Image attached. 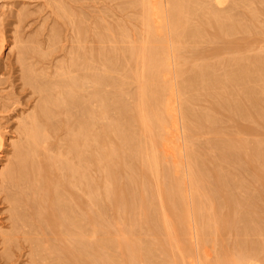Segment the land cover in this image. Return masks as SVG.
Returning <instances> with one entry per match:
<instances>
[{
	"label": "rangeland",
	"instance_id": "rangeland-1",
	"mask_svg": "<svg viewBox=\"0 0 264 264\" xmlns=\"http://www.w3.org/2000/svg\"><path fill=\"white\" fill-rule=\"evenodd\" d=\"M232 1L231 0H224L222 4H216L214 2V0H211V2H208V0H207V3L210 4V6L209 5L208 6L212 7V10L210 8H208V7H205L204 9H207V11H208L207 12L202 7L204 12H201L202 9L200 7H199L201 9V10L199 9L200 11L197 9L198 7L194 8L195 7L194 6L195 4H193L195 2V0H194V2L191 3V5L193 4V6L189 5L191 7V8H189L190 10L193 7V10H191L192 12H190L187 15H184V17H186V19H187V22H186L187 26L184 29H182L181 36L182 37L185 36L184 38H186L189 35H192V32L194 33L196 28H200V31H199V29H197L199 31V33H197L198 31L196 30L195 33H197V35L193 34V35H195V37H193V35H192V38H190L191 36H189L188 38H186V40L184 38L182 40L181 37H180V34L177 37V35L171 33V31L173 30L172 27H171V24H170L171 20H168V17L171 16V15H168V13L166 14V9L167 8H165V12H163L164 10L161 9L164 0H0V12H1L0 13V24H1V26H0V38L1 37L4 38V43L6 45V46L4 45V47H3V49H2V51L0 53V136L2 137V146H1V152H0V264H30L29 263L30 259H32L31 262L35 261V263L33 262V264H44L45 262L47 264H55V263H58V262H59L58 264H64V263L65 264H73V263H78L79 261H80L79 262L80 264H92L94 261L97 262L96 264H103L102 262L104 260H101L102 258H99L98 257L99 255H97V254H100V252L102 250L100 248H103V246L105 244L108 245V246L111 244V243L109 244L108 240H111L110 242L115 241L113 243L114 244L116 243V244L114 246L113 243H112L109 246V249L106 248L107 247L106 245L104 246L106 248V251H107V249L110 251V247H111V251H112V249H114L113 250L114 253H112V252L109 253L108 251L106 252V253H108L107 256L108 255L110 256V257L108 256V258H110V259L106 258L105 261H107V262L104 261L105 264H108L109 261L112 262L111 257H114V258H112L113 259V262H112L113 264H131L132 263V259L130 260L131 252H129V250L131 251L130 247H132L133 245L136 246L137 251L142 253L141 257L140 256L138 257L139 260L138 259L136 260L138 262V263L136 262V264H145L146 260L142 259V257L144 255V258H148L146 256H149L150 253H152L149 256L151 261L150 262L147 261L146 264L148 262H149V264L150 263L151 264H153V263L156 264V262H157V264H163V263L164 264H167V263L168 264H214L216 262H219L222 258H225L226 256L230 257V256H233L235 254H238L239 252H245L246 254L248 252H252L254 260L256 261V263L257 264H264V251H263L264 250V247H263L264 246L263 245L264 244V230H263L264 229L263 228L264 227V194L261 193L262 190H263L262 192H264V165H262V162L264 164V151H263L264 144H262V143H264V118H262V117H264V105H263L264 103H262L264 101H261L262 100L261 97H263V100H264V96H263L264 94L262 95V93L264 92V82L262 80V77L259 78V76H261V75L258 76V74L261 71L259 72V70H257L255 67H253L254 65L256 66L257 64H260L261 62L263 63V64L261 63V66L264 67V24H263L264 21L260 20V19H262V17L264 18V9L262 10V8L264 6V3H263L264 1L260 3V6L263 3V6H261L262 8H260V6L258 4L259 3L258 1H260V0H257V3H256V0L255 1L254 0H248V1L246 0L247 4L245 3V5H243V2L237 4L238 0L237 1L234 0V1H236V3L233 1V3L235 4L234 5L232 3ZM242 1H245V0H242ZM249 1H250V3L253 4V6L251 4H250L251 6L249 5V3H248ZM230 2L232 3L231 4L232 6L229 5ZM211 3L213 4V6L211 5ZM225 3H226V7L227 8L230 6L228 9L233 10V12H234V9H235L234 13L236 14L235 16H237L236 18H235V16L231 15V14H234V13H232V11H230V10H227V8L224 6ZM257 4H258V6H257ZM242 5L245 6V7L250 6L251 9L247 7V12H245L246 9L244 10V7ZM233 6H234V9L232 8ZM239 6H240V8H239ZM241 6H242V8H241ZM17 7L21 11V13L24 14V15H21L22 18H21L20 15H18L20 13V11L17 9ZM215 7H217V8L220 7V8H222V10L220 8L214 10ZM253 7L255 8V12H253L254 11L252 9ZM238 9L239 10L241 9L242 11L241 10L239 11ZM248 9H250V10H248ZM17 11H18V13H17ZM229 11L231 13H229L228 18H227V14L225 15V12L227 13ZM167 12H169V11H167ZM220 12H222V13H220ZM236 12H239V13L242 12V13H240L242 15V17L239 18V16L237 15L239 13H236ZM212 13H216L217 15H218V13H220V14L218 15V17L214 18V15H212ZM16 14H17L18 21L19 20H23V22L20 21L21 24H20V22L18 23L16 21L17 20L16 18H14V16H16ZM222 14L224 16H226L225 20H223L225 17ZM247 14H255V16L253 15L254 17L251 18ZM167 15H168V17H167ZM256 15L258 16V19L261 17L259 19L260 21L259 20H255V19H257V18H255V17H257ZM24 16H25V19H24ZM243 16H244V18L246 17L247 21L243 18ZM233 17L235 19H233ZM213 18H214V20H213ZM220 18H222V19H220ZM170 19H171V17H170ZM237 19L238 20L239 19H243V20H239L240 21L239 22V26L240 27L237 24L238 21H237V23H235L236 22L235 20H237ZM14 20H15V22H14ZM220 20H222V23L223 22L226 23L225 24L226 27L228 25L232 24L230 26V27L233 26V28L230 29L232 32L231 31L229 32V30H227L226 28L224 30L225 25L224 24L223 25L220 24V22H221ZM227 20H230V21H227ZM15 23L17 25H15ZM18 25L20 26V29L18 28L19 27ZM26 25H27V28L26 29L24 28V30H25L24 31L22 27L23 26L26 27ZM220 25H221V27H220ZM241 26H242V29L240 30L239 28H241ZM14 27L17 28V29H14ZM7 28H8V30H7ZM13 29H14V31H17V30L19 31L20 30L19 32L17 31L18 35H17V32L15 33L13 31ZM244 29L248 30V31L246 32ZM40 31H41V33H40ZM224 31H225V33H224ZM226 31H228V33ZM233 31L235 33H233ZM173 32H174V30H173ZM188 33H190V34L188 35ZM184 34H187V35H184ZM227 34H232V35H227ZM12 35H13L14 39L12 38ZM48 35L50 36L51 40L48 38L49 37ZM150 36H151V38L161 40L164 45L161 44V42L157 43L156 42L157 40H155V42L158 45L156 43H154V45H151V43L149 44ZM16 37H18V38H16ZM19 38H20V40H19ZM22 38L24 39V41H23ZM46 38H48L49 41ZM52 38H53V40H52ZM164 38H165V40H164ZM11 39H12V41H11ZM15 39L19 40V41L16 40L18 43L17 42L15 43ZM29 39H31V42H32L31 44H29L30 43ZM33 39L36 42H34ZM191 39L192 40L194 39V40L192 41ZM8 41H9V43H12L14 41V43H12L14 45H12V44L9 45V43H7ZM47 41L49 42V44H47ZM19 42L21 44L22 43L24 44V45L22 44V48L23 49H24V47H25V49H26V47L28 49L30 47L29 45H31V47L29 49H31L32 51L28 49V51H31V53H29V52L26 53L27 51H25V49H24V51H25V53H24V51H22L23 49L22 50L19 49L18 48V46L20 45ZM39 42L41 44H39ZM15 44H19V45L16 47ZM32 44L36 48H38L39 46H42L41 47L42 49L39 48L38 49L39 51H38ZM166 44H168V45H166ZM44 45H46V46L49 45L50 48L48 46H47L48 48L44 47ZM32 47L34 49H36L38 51V53L40 52V49L43 50L45 48L41 52V54L44 52V54H46L47 58H45L43 56L44 54H42L41 56L43 58H45V59H43V60L40 59L41 56L38 57L39 56L38 53H37L38 56L35 55L37 51L35 50V54H34V49H32ZM154 47H155V50L158 49V48H161V49L158 50V53L156 51V54H158V57H156V59L158 58V60H162V61L159 62L160 63L159 67L155 66V67H157L159 69L158 71H156L157 74L159 73V76L161 75V77L163 78L164 75H165L164 73L168 72V70L170 68L169 67V62L166 60L167 59L166 56L171 57L170 60H173V61L170 62V63H172L171 64V69H170V70H172V74H173L172 78L171 77H166L165 78V85H164L165 87H161V86L159 87L160 91L162 90L164 92H161V94L163 93L162 95L160 94V96H162L161 97L162 102H160L161 105H158L159 103L157 104V106L159 107V111H161V112H159V116H161V114L163 115L162 117H160V119L163 118L164 121H162L163 123L160 121L162 124L160 126H159V124L158 125L156 124V126H159L162 130L166 129L165 133H164V131L162 132L161 129H156V127L154 125L151 126L152 124H149V122H147V121L153 120V123L155 124L154 121H157V119H158L157 118L156 120H154L153 116H154L155 112L153 113V115L150 116L149 120L147 119L149 117V114H147V117L145 115L146 118H144V119H141L142 115L140 116V114H139V119H140L139 120L137 116H138V113H140V112H136V110L138 111V109L135 110V108H136L135 105H134L135 108H133V104H135V99L136 100L138 99L137 98L138 96L137 95H136L137 97L135 96V92L137 90V88H136V86H137L136 84L137 83H136V78H134V76L136 77V74H139V72L142 70L143 66L146 64L147 61L145 63L143 61L147 57L145 55H148L147 51H149V49L154 50ZM16 48H18L20 50V51H18V49H17L19 54H20V52H22V54H25V55H22V54H20V55L22 56L23 59H24L23 56H25L26 61L29 58H32L31 59L32 61L29 59L28 63L26 61L23 62V63L24 64H29L30 63L31 66H32L33 63H37V64L39 63L38 65L35 64L36 67H34L35 65L33 64L34 65L33 67L35 69H37L38 66L41 67L39 70L41 71V74L43 72V75H45L46 73H48L50 75V73L52 74L54 72L56 74H58V71L62 70L61 68L64 69V65L65 64H69V61H71V59L73 57H75V59H76L75 61H77V62L79 61L78 62L79 65H80V63H81V65H84V64L88 63V61L89 62L92 61L94 63V65H96L97 68L100 65V67L98 68V71H99V69L102 67L101 64H103V63H101V61H103L107 57L106 60L104 61V64L106 65V61H107V59H109L108 62H107V65H106V66L110 67V68L106 67L107 69H109V72H110V74L107 72L108 76L110 77V79L111 78L116 79V82H121L122 81L121 84H122L123 87H125V88H123L121 86H116V85H118V83H115V81L113 79L111 81H110V79L108 80L106 78V76H107L106 75L105 78L108 81H110V83L108 81H107L108 83L107 82L105 83L106 79L104 78V83L105 84H104L103 87H101L99 85V83H97L96 85L94 83L93 84V86H95L94 88H96L97 86H100L99 88L97 87L98 90L93 89L92 88L93 87L92 84L90 86L92 89L90 87L88 88L89 92H90V90L91 91L93 90V91H96V92L97 91L99 92V91L103 90L105 92V93L102 92L104 95H106L107 92L110 94V95H108V93H107V96H110V98L108 97L109 101L107 100V102H108L107 105H109V106H107V108L112 109V110L109 111L106 108L108 113L111 114V115L109 116V114L105 110L106 113L108 114V116H105L106 118L108 117V119L105 120L107 124H105V123H103L104 122V118H103L104 116L103 115H105L106 113L104 111V114H102L103 113L102 109H98L99 106H100L99 99H98V102H95L93 100V98L91 99L92 101H90V99H88V97H89L88 96V91H85L86 92L85 93L84 90H83V94H84L83 95L81 93L82 92L81 90H78L77 87L75 89V87L73 86L74 89L76 90L75 93L76 92L79 93V94L78 93H76V94H78L79 96H81L80 93L82 94L81 98L83 96H85V94H87L86 98H85L86 100L84 98H82V99H84L86 102H89L88 103L89 106L87 105V107H88V109H90L89 107L91 106V109L93 110L92 114H91L92 117H90V118H92V120H90V118H89V120H87L88 119L87 117H89V116H84L85 112H86V114L88 113L87 111H85L86 110L85 109V107H86L85 104H87V103H85V101H84V103H82L81 102L82 100H80L79 103L77 104L76 102H77L78 99L76 100V96H78V95H76V94H75L76 96L73 97V101H71V100L70 101L72 102V104H73V102H75L77 105H80L82 103L81 105H83V107L85 106L84 108L82 107L84 110L81 109L80 106L79 107L77 106L79 108V110H77V107H75L76 106L75 103L73 105H70L71 102H68L69 101L68 99L66 100L67 102L66 101H64V102H65L66 105L68 103V106H69V108L70 107L72 108V111H70L71 108L68 110L67 109L68 106H66L65 104L64 105L60 104V103H59L60 105L58 104V115H56L57 118L55 117V119H58V122L55 120L56 121L55 126L58 123L57 127H56L57 129L54 127L56 129V132L54 131L55 129L52 127L54 125L47 127V129L50 127L49 128L50 130L49 129L47 130V135L50 136V137L49 136H47V137L50 138V139L46 138V141L44 142V144H42L40 146H37V149L35 150V154L33 153L34 155L31 154L32 152L31 153L29 152V154H27L25 156V152H23L24 150H21V151L19 150L21 153H19V151H18L20 157H21L22 154L24 155V156H22V158H20V161H24L25 163H28L30 165V164H33L35 162L34 159H36V164H38L37 166L40 165L38 167L40 173L37 172L38 169H35V172H32V173H35L34 177H36V178H34V180H35L36 183H33V182L30 181L31 176L33 177L31 172L28 173V167L31 168L30 166L25 167V169H26V171L28 173L27 174L28 176H26V178L29 177L28 179H26L27 183H26L25 178L22 179L23 176L20 175V174H22V172L20 173L19 169L17 170V168H16L17 167L16 163H17V159H19L18 158L19 156H17L18 153L16 154L15 148L18 147V149H22L23 144L25 145L27 143L26 140H25V134H24L25 128H24V125L22 123L27 120V116L26 115L28 113L30 114V113H33V112L37 111L36 106H37V101L39 99L37 94H35V93L33 94L32 92H30L31 91V88H29L30 85L27 86V83L25 81V75H23L24 74L23 72L28 71L26 67H29L30 64L28 66L21 65V66H24V67L23 68L22 67L19 68L20 66L17 65V63H14V62H21L22 61V60H19V58H21V57L19 56V54H17L18 52H16ZM51 50H53V51H51ZM160 50H164L162 52V54H159ZM103 51H104V53H103ZM47 52H48V54H47ZM166 52H167V54H166ZM49 53H50V55H49ZM137 53H140V54L142 53L144 56L140 55V57H141L140 58ZM31 54L33 55V57H31ZM78 54H80V55H78ZM103 54H105L107 56L105 57V56H103ZM135 54H137V55H135ZM76 55H78L80 57H76ZM88 55H90V56H88ZM242 56L245 59L244 58L242 59ZM15 57H17L16 59L18 61H16ZM90 57L93 60H90V59L87 60ZM102 57L104 59H102ZM246 57L247 58L249 57L248 61H245V60H247ZM77 58H80V60L77 59ZM201 58H203V59H201ZM229 58H230V61H229ZM51 59L53 60V62H52ZM99 59H102V60L100 61ZM226 59H228V60H226ZM86 60H87V62H86ZM218 60H220L219 61L220 63L218 62ZM240 60L242 61L243 64L241 63ZM34 61H36V62H34ZM55 61H58L57 62L58 65H56L57 63H55ZM72 61H73V63H72ZM72 61L70 62L71 64H77V62H74V58L72 59ZM98 61H100V62H98ZM255 61H256L257 64L255 63ZM65 62H67V63H65ZM200 62L205 63V67H207V65H208L207 70L204 67V64L202 65V64H200ZM215 62H216V64H215ZM238 62H240V64ZM244 62H246L247 65ZM93 63H92V66H93ZM108 63H109V65H108ZM142 63H143V65H142ZM228 63L230 65H234V66L237 65V66L230 68V65ZM41 64H42V66H40ZM62 64H64V65H62ZM193 64H195L194 65L195 69H194ZM197 64L199 65V67H198ZM13 65L16 66L17 68L14 67ZM46 65H48V66H46ZM61 65H62V67H61ZM79 65H78V67H79ZM87 65H89V64H87ZM190 65H191V67H190ZM196 65H197V68H199L197 70H196ZM210 65L212 66L211 70H210ZM224 65H226V66H224ZM238 65H240L243 68L244 67H246V68L249 67V68H251L254 71V72L252 71V73H257V74H253V76L255 75L257 77H253L252 76L251 78L254 81L258 80L259 83L258 82H254L250 78V80H252V81H250L252 86H249V84H250L249 83V79L245 80V81H244V79L243 80L242 79H237L238 84L235 85L237 82L234 81L235 83L234 82L231 83L233 86L231 84H229L230 85L229 86L230 88H229L226 85L229 82H228L227 78H225L226 77L225 73H228V71H231L232 69H236L238 67ZM31 66L28 68L29 70H30V68L33 69V67H31ZM68 66H71V65L69 64V65L66 66V70L69 69L67 72L72 71L70 69H73V70L75 69L76 72L78 71V70H76L78 68L77 66H76V68H73V67L69 68ZM92 66H91V64H90V66H88L89 67L88 73H89V70L92 69V68H90ZM213 66H214V68H213ZM220 66L222 67V70H220L221 69ZM45 67L47 68L46 69L47 71L44 70ZM67 67H68V69H67ZM81 67H83V66H81ZM84 67L82 69H85ZM173 67H174V69L177 68L178 72H180V73H177V71H175L177 73L175 75V72H173V70H174ZM13 68H14V71H13ZM56 68L58 69V71H57ZM95 68L93 67V70H91V71H94ZM146 68L147 67L145 66V70H146ZM157 68H156V70H157ZM204 68H205V70H204ZM226 68H227V70H225ZM19 69L20 70L24 69L25 71L22 70L23 71L22 72ZM35 69H33V71L32 70H30V71L34 73L36 71ZM52 69L55 70V71L53 72ZM213 69H215V70H213ZM223 69L225 71H223ZM48 70H50V71H48ZM79 70H81V68ZM161 70H164V71L161 72ZM198 70L199 71L201 70L202 74L205 71L207 76H208V74L211 71L214 72V71L217 70L218 73L215 74V73L211 72L209 74L210 77L208 76V78H206L207 77L206 74H205V77H199L198 76ZM44 71H46V73ZM84 71L86 72V70H84ZM101 71H103V70H101ZM153 71L155 72V69ZM220 71H222V72H220ZM62 72L63 71H61V75L65 76L66 72L64 71L65 72L64 74H62ZM80 72L84 73L83 70L80 71ZM96 72H97V70H96ZM196 72H197V76L195 74ZM19 73L22 74V75L20 74L21 77L24 76V83H21L23 80H21V82H20L21 77H18V76H20ZM35 73H37V72H35ZM55 73L53 75H51L53 79H56V78L59 77V76L56 77ZM70 73L74 74V72H70ZM70 73H68L67 75H69ZM78 73H79V71L76 74L77 75H80V74L83 75L82 73H79V74ZM91 73L92 72H90V74H88V75H91ZM101 73L103 74V72H101ZM101 73H99V74L101 75ZM162 73L164 74L163 76H162ZM48 74H46V76H49ZM76 74H74V75H76ZM95 74L97 75V73L94 72V75ZM166 74L168 75V73H166ZM217 74H220V75L221 74H223V75L225 74V75H224V77L223 76L221 77L219 75L220 76L219 77ZM59 75H60V73H59ZM262 75H264V74H262ZM46 76H44V77L46 78ZM51 76H50V78H51ZM66 76H65V79H66L65 81L69 82V80H68V78ZM85 76H87V75H85ZM216 76H218L219 79L222 78L221 82H219L220 84L218 83ZM192 77L193 78H199V79L201 78L200 80L203 81V83L208 82L209 83V87H210V85H213V88H215V90L213 88H209L208 87V83H206L204 85L202 82H200L199 79H198V81L200 83L197 85L196 83L193 82L194 79ZM211 77L214 78V80H213L214 82L216 80L215 84H217L219 87L221 85L220 88L218 87V90L221 89V92L223 91L224 93L222 92V94H221L219 91H216L217 85L215 87L214 83L210 84V82L213 79ZM79 78H80V76H79ZM191 78H192V80H191ZM224 78H225V80H224ZM255 78H256V80H255ZM62 79H64V78L62 77ZM62 79H60V78L58 79V80H60V81H58V84L60 85L61 84L60 82L63 81L64 84H62V85H65V84L67 85V83L64 80H62ZM80 79H82V81H83L84 77H81ZM118 79H119V81H118ZM180 79L182 80L181 83L183 82V84H182L183 86L182 85L178 86V89L179 90L181 89L180 91H178L177 88L175 87V85H176V83H180ZM263 79H264V76H263ZM124 80L127 81V83L123 82ZM196 80H194V81L198 83V81H196ZM223 80L225 82H228V83L224 84L225 82H223ZM184 81H186L187 83L191 82L190 83L191 86H190L189 83L185 84L186 82H184ZM247 81H248L249 84L246 83ZM77 82H80V81H77ZM112 82H113V84H112ZM19 83H21L20 87H19V85L17 86V84H19ZM171 83L174 84V87L176 89L174 88L175 89L174 90V95L172 93H170V92L169 93L172 96H174L175 99H173V100L174 101L177 100V101L174 102V101H172V96L169 97L170 100L175 103V107H172V105H174V103L172 104V102L167 97V99L169 100L168 102L171 103V107L170 106L168 107L170 109L166 108L167 112H165V110H164L165 106H163V104L165 105L167 99L166 98L164 99V96L168 94V91H170V84ZM239 83L240 84L242 83L241 85H243L246 89L244 88L245 89L244 90L243 87H241V85ZM243 83L245 85L247 84L246 85L247 87ZM22 84H23V86H21ZM253 84L256 87L260 84V85H262L261 87L263 88V90H262L263 92L262 93L260 91L261 90L260 85L258 86L257 89L255 88V91H257L258 95L259 94L261 95V97L258 100H257V98L260 95L256 96L254 94H257V93H255L254 90H253L254 93L251 92V90H249V87H250V89H251V87H252V89H254L253 88ZM59 85H58V87L61 86V85L60 86ZM177 85H179V84H177ZM184 85L189 86L188 88H192V86H194L193 89H189L191 91L193 90L192 92L184 90L185 91V95H187L190 92L191 93L194 92L195 95L194 94L192 95V99H194L193 101L189 100L191 98L188 99L187 96H189V95H187V96L184 95V93H183L184 91H183V88H182V87H184ZM199 85L200 86L202 85V87L197 88L195 90L196 86L199 87ZM115 86L118 87L117 90H115L116 89ZM204 86H206L205 87L206 89L204 88ZM119 87L121 89L123 88L124 90L122 91L121 89H119ZM179 87H181V88H179ZM186 87H184V88H186ZM207 87H208V90L209 89L212 90L211 93H210V91H208L206 93ZM225 87H227L226 89L228 90V92H227V90H225ZM20 88H21V90H20ZM104 88H105V90H104ZM188 88H186V89H188ZM22 89H23V91H22ZM236 89H237V91L240 90V92L239 91L237 92ZM58 90H59L58 91V96H62V93H61L62 91L59 88H58ZM229 90H231V92H230L229 95H227L229 93ZM242 90H243V92H241ZM26 91L29 92V94ZM176 91H177V93H176ZM181 91H183V92H181ZM246 91L247 92L250 91L249 94L252 93L255 97L252 96V94L249 97V95H248V93ZM119 92H121V94H120L121 97L119 95ZM186 92H188V93H186ZM213 92H216V94H218L217 96H219V98H221V100L220 99L217 100L218 97ZM232 92L233 93L235 92L234 95L231 94ZM59 93H60V95H59ZM181 93H183V94H181ZM237 93H239V94H237ZM241 93H242V95H244L243 93H246L244 96L248 95L249 98H245L244 96L241 95ZM27 94H28V96H27L28 98L25 97ZM32 94L34 96H32V98L29 99V96H31ZM22 95H23V97H22ZM176 95H177V97H175ZM230 95H232L233 97L237 95V99L240 98L239 100L242 101V104L244 105V108L246 109V115L248 113L247 117H250V120H247L248 118L246 117L245 114L239 113L240 110H238L239 112H237V110L234 108V106L231 108V103L233 104V100L236 99V97H234V98L229 97ZM190 97H191V95H190ZM194 97H196V98H194ZM24 98L25 99H29V100H25ZM78 98L80 99V97H78ZM118 98H120V99L122 98V100H120V99L118 100ZM223 98H225V99H223ZM251 98H253V99H251ZM23 99H24V101H23ZM32 99H34V100L37 99V101H35L36 103ZM123 99H124V101H123ZM182 99H183L182 104H180ZM214 99H216V100H214ZM222 99H223V103H226L227 105H223V103L220 102V101H222ZM229 99L230 100L232 99L231 100L232 102ZM249 99L251 101H253L255 103V105L256 104L257 105L255 107H254V105H251V102L250 103L248 102ZM95 100H96V97H95ZM116 100L119 101V103H120L119 105L117 104L118 102H114ZM164 100H166V101H164ZM25 101H26V103H25ZM27 101H29V102L27 103ZM30 101L31 102L33 101V103H31ZM110 101L113 102L111 104H113V105L117 104L116 106H120V107H116V106H113V105L111 106V104H109ZM122 101L124 103H128L129 104L130 108H128V109H131L132 110L131 112L133 114L130 112V110H129V112L126 113V111L128 110L127 109L128 105L124 106V103L121 104ZM215 101H217V103H219V104L218 105L215 104L216 103ZM224 101H228L229 104H228V102H224ZM136 102H137L136 104H138V101H136ZM176 103H177V106H176ZM260 103H262V104H260ZM27 104H30V106L29 105L26 106ZM33 104H35L36 106L34 107ZM95 104H97V105H95ZM179 104H180L181 108H179ZM122 105H123L124 108L126 107L127 110L122 108ZM32 106L34 107V111L32 110L33 109ZM63 106H64V108H63ZM183 106H184V108H185V106L188 107L187 112H188V110H189V112L191 110H193L194 111V112L192 111L193 114L191 113L192 115L190 116L189 112H188L189 115L186 113V111L183 112V110H186V108L185 109L182 108ZM248 106H250V108ZM257 106L260 107V109L256 108ZM23 107L25 108V110L23 109ZM28 108H30L29 111L32 110V112H27ZM100 108H102V106ZM114 108L115 109L116 108L117 109L118 108H122V109H118L119 110L118 111V110H114ZM171 108H176L174 113H175V115L178 114L177 116L173 115L172 116L173 118L174 117L178 118V116L181 117V118L176 119V120H178V122H177L178 126H180L179 129L182 126V122L184 123L183 125H185L186 122H187V121L185 122V120L189 119L188 120L189 122H187V123H190V124L192 123L191 125H193V124H195V125L189 126L190 124L189 125L186 124V127L184 126L185 127L184 128L182 126V128H184V130H186L187 128L190 127V129L192 131L189 129L188 130L189 132L187 130H186V132H184L182 128H181L182 130L180 129L178 131L177 123L173 124L174 122H176V120L175 121L173 120L174 122L173 121L171 122V120L169 119V118H171L170 114L171 115L173 114V110ZM189 108H191V109H189ZM205 108L206 109L208 108L207 111H206L207 114L205 112V110H206ZM233 108L236 111H234ZM252 108H254V110ZM65 109H66V112L64 111ZM179 109L181 111H179ZM75 110H77L76 111L77 113L74 112ZM177 110L179 111V113H177L178 112ZM195 110L198 111V112L200 110L205 112V113H203V112L201 113L200 112L201 114H205V115H203V117L204 116L208 117L207 115L210 114L212 116V118L209 119L210 118V115H209V117H208L209 120L206 119V118L205 119H206V121L208 120L209 122H211V124L209 122L208 123L204 122L202 120V119H204L202 117V115L200 113H198V112L196 113ZM252 110L253 111L256 110V111L253 112ZM68 111H69V113L73 112V114H68ZM80 111H82V113L84 111L85 112H84V114H81ZM112 111L113 112H115V111L117 112L118 111L117 113H120V114H118L119 116H117V113L115 115V113H113ZM121 111H124V114H123V112L121 113ZM153 111H155V110H153ZM170 111H171V113H170ZM211 111L214 113V115H213V113H211ZM257 111H258V113H257V116H256V112ZM260 112L262 113L263 116L260 114ZM21 113H23V114L21 115ZM78 113L83 118L86 117L84 120H87L90 123H92V125H91V124H88L89 122L85 121V123L87 122V125H85V126L86 127L87 126L93 127V130L95 131L94 134L97 137L93 141L92 138L94 139L95 136L92 135L93 134L92 132H94V131L91 130L92 128H90V127H87V129L85 128V130H84L85 132L89 130L87 133H85L86 135L84 136V138L87 136L85 139L87 141H89L88 148H87L88 151L83 149V148L87 147V145H84V144H86L85 142H87V141L84 140L83 137L80 134H78L77 131H76V129H80V128H77L78 125L80 127L84 126L83 125L84 124L83 121H81L79 123V119L80 120H83V119H82L81 116H79ZM90 113L91 112H89V115H90ZM166 113L169 114V116H170V117L168 116L169 118L167 117L168 114L166 115ZM180 113H182L181 116H180ZM183 114L185 115V117H184ZM198 114L201 115V116L199 115V117H201L202 119L198 118ZM240 114H242V116ZM75 115H76V117H75ZM113 115L117 116V117H113L112 118ZM121 115H122V118L119 120V124L121 126H123V124H124L125 126L120 127V125H119V127L123 128V129L124 128L126 129L127 127H131V128H128V129H131V131L135 128L134 130H136V131H134V132H136V134L134 132H132V134H131L130 130H128V129L127 130L124 129V131H126V132L129 131V133L133 137L138 135V137H141V139L143 138L142 140L145 139L144 140V142L146 141L145 143L144 142L140 143V140H139V138L137 136L136 137L139 140V143H138V140L135 139V137H134V139H135L134 143H132L133 142V139H132L133 137L132 136H131L132 137L131 139L129 138V140H127L128 137H129V135H128V137H126L127 133L125 134L123 132V130H121L120 128H118L119 130H117V128H116L117 132L115 131V129H114L115 126L113 124L114 123L115 124L118 123V120L115 121V122H113V120H115L116 118L118 119ZM126 115H127V118H128V116H129L130 119L133 118L134 122L130 121V119L128 121V119L126 118ZM193 115H196V116H193ZM215 115L219 119L217 117L215 119H213L215 117ZM22 116L23 117L26 116V118H22L24 121L20 120ZM77 116H79V117L77 118ZM123 116H125L124 117L125 119L123 118ZM159 116H157V117H159ZM98 117H100L101 120ZM182 117H184V118L182 119ZM190 117H192V118H190ZM194 117H197V118H195L196 121L198 119L197 122L193 119ZM76 118L78 120H74ZM111 118H112V120H111ZM155 118H156V113H155ZM124 120H127V122H130L131 124L127 123ZM21 121H22V123H20ZM91 121H93V122H91ZM121 121H124L125 123L122 122V124H121L120 123ZM94 122H95V124H94ZM143 122H144V124H146V126H144L142 128ZM157 122H159V121H157ZM165 122H166V124H165ZM171 123H172V125H171ZM20 124H22L23 126H21ZM117 125L118 124H116V126ZM173 125H176V126L173 127ZM113 126H114V128H112ZM164 126H165V129H163ZM152 127H155V128H152ZM21 128H22V130H24L23 132H22ZM52 128H53V131L55 132V135L51 134V131H52L51 129ZM146 128L150 132L149 131L145 132ZM173 128H175V129L177 128V132L178 133L175 132V133H177V137L173 135L174 134L173 132L175 131ZM19 129L21 130V132H19V133L20 134L23 133V134H21L22 137L18 133V131H20ZM137 129H138V131H137ZM153 129H155L158 132L161 130V132L164 133V134H162L160 132V134L158 136V133L156 131H154ZM171 129H172V132L171 131L170 132L173 133V134H171L169 131L167 132V130H171ZM53 131H52V133H54ZM79 131H81V130H78V132ZM121 131L124 134H121L122 133ZM73 132L75 134V137L72 136ZM111 132H113L115 135H113ZM119 132H121L120 133L121 135L118 134ZM154 132H155L156 136H154ZM166 132H167V134H166ZM96 133H97V135H96ZM168 133H170V134H168ZM185 133L187 134V136H185ZM76 134L78 136L80 135V137H81V139L79 140V143H78V139H76V138H78L76 136ZM160 135L163 137V139L160 138L161 137ZM170 135H171V137H176V138H171ZM238 135H239V137H237ZM71 136H72V138H71ZM90 136H93V137H90ZM115 136H116V138H115ZM122 136L123 137L125 136L124 139L127 138V139H125L126 141L123 139ZM183 136H184V138L185 137L187 138L184 141H183V139H184ZM23 137H24V139H23ZM117 137L119 139H117ZM157 137H159V139ZM181 137L183 139H180L179 143L183 146V148H182V146L179 145L178 141L175 140V139H178V138H181ZM240 137H242L244 139V141H243L242 138L240 139ZM73 138H75L76 139L75 141H77V142L72 141V142L75 143V144L73 143L74 147L72 146L73 144L70 145L72 143L71 139H73ZM216 138H218V139H216ZM261 138L263 139L262 143H261ZM82 139H83V143L84 144H82V141H81ZM146 139H148L149 142H152V143L147 144L149 142ZM171 139H173V140H171ZM214 139H216V140H214ZM251 139H254V140H251ZM257 139H259V140H257ZM69 140H70V144H69ZM122 140H123V142H121ZM131 140H132V142H131ZM23 141H24L23 144H19V142L22 143ZM92 141L95 143V145H92V143H91ZM153 141H155V143H153ZM171 141H173V143ZM211 141H213V142H211ZM216 141H218V142L220 141L221 145H220V142L216 143ZM224 141L227 142V143L225 142L226 144H224V145H226V147L230 151H228V149L226 147H225V149H227V150H225V149L222 150L224 148V145H223ZM254 141H255V143L258 142L257 143L258 144L257 145V149H256L257 151L255 150V152H253V154H251L252 151L250 149L253 148L252 146L254 144ZM118 142H120L121 145H122V143H124L122 145L124 147L123 150H120V148L118 146L120 143H118ZM135 142H137V143L135 144ZM209 142H211L212 146L210 145ZM228 142L231 143V144H228ZM244 142L247 145L250 146V149L247 148V145ZM128 143L131 144V145H129ZM17 144H19L21 146V148ZM138 144H139V146H137V148L135 149L133 147V145H138ZM144 144L147 145L148 149H150L153 146V148L151 149L152 153L146 147L145 148H146L147 151L145 150V148H144L145 145ZM213 144L217 148L220 146L219 149L222 150V152H224V153H222L219 149L215 148ZM68 145L73 147V149H72L73 152L72 153H71V151L69 149L70 146L68 148L70 152H67ZM80 145H84V147L80 146ZM142 145H144L143 146L144 150H142V147H140ZM148 145H152V146H148ZM178 145H179V147H178ZM217 145H219V146H217ZM94 146H96L95 147L96 150L94 149ZM112 146H113V151H114V147L116 148L115 149L116 152L112 151V148H111ZM128 146H130V150H129ZM189 146H190V148H189ZM131 147H133V149H131ZM184 147H188V148H184ZM240 147H242V150H241ZM75 148L78 149L76 152L79 153L81 156L79 154H75L74 153V151H75L74 149ZM154 148H155V150H154ZM166 148H167V150H170L169 152L172 155L170 153H168ZM258 148H260V151H259ZM108 149L111 150V151H109ZM119 150L122 151V153L124 152V154L127 153L128 157H129L128 151H130V158H128L126 155L121 154ZM125 150H127V151L125 152ZM132 150L134 151V153L133 152L132 153L136 157L132 156V154H131ZM141 150L143 151L144 156H143V154H140ZM182 150H183V152L184 151L187 152L188 155L191 153L190 154V159L191 160L190 159L189 160L193 164H194V162H193L192 159L197 157V158H195V164L197 163V165H198L200 163L201 165L199 164L198 167L200 166L202 170H205V172L202 171L205 174H207L206 172H209L207 175L211 176V177L208 178L207 175L205 177V174L201 172V169L196 170L198 168L197 165L195 167L196 168L195 169L196 171H195L194 167H193V164L191 166L189 164L190 162L187 160L189 158V156L186 155V157H188L187 159H186L185 156H184L185 159L183 158V155H185V152L183 153ZM252 150L254 151V149H252ZM83 151L84 152L86 151L87 153H84ZM93 151H95V153H93ZM179 151H181L180 154H183V155H180L178 153ZM57 152H58V156L56 154ZM110 152H111V154H110ZM225 152H226V155L224 156ZM227 152H228L229 155H227ZM234 152L236 153V155H235ZM64 153L65 154H67V153L69 154L70 153V154L67 156ZM114 153H115V155L117 154V157L115 156L117 159L114 157ZM231 153H234L233 156H232ZM14 154L16 155L17 158L15 157ZM54 154H56L55 157L57 156L58 159L61 160V161L58 160V162H59L58 166L61 165V168L60 167L58 168L56 163H54V162L51 163L53 160H52V158H49L48 156H52L53 157ZM84 154H86V155H84ZM97 154H99L98 157L101 156L100 159L98 157H96ZM148 154L149 155L151 154L150 156L153 157L152 159L156 160L155 164L156 163L157 164L155 166L153 165L154 161H153V164L150 161V164H149L150 166L148 165V161H146V159L149 158ZM218 154L220 156H222V157L218 156ZM255 154L258 155V156H255ZM76 155H78L81 158L82 157L85 158L84 161H86L85 162L86 166H84V169H86L85 171H88L86 175L89 176V179H90L89 183L91 185L87 182L89 180L86 181L85 178H84L85 180L84 179L80 180L78 178L80 180V182H79V180H77L76 176H71L70 174H72V173H70V171H71L70 169H69V173H67L68 171H65L67 168L63 167V164H65V163L62 160H66L67 159V161H69V160L72 161V159L73 160L75 159V161H76L78 159L79 162H82V161L79 160V157H77ZM94 155H96V156H94ZM234 155L236 157H234ZM259 155H260V157H259ZM261 155H262V157H261ZM71 156H74L75 158H73ZM88 156H89V158H88ZM110 156H111V158H110ZM124 156L126 157L125 160L129 159V160H127L128 163H127V161H125L128 165L124 164L125 162H123L124 161ZM131 156L134 157V158H131ZM142 156H143V158H142ZM192 156H193V158H192ZM230 156L235 158V161L237 159V161H239V162L236 161V163H235L234 159H232ZM140 157L142 158L143 161H141ZM180 157L183 158L184 160L181 159ZM219 157H220V159H219ZM252 157H254V159L256 157V160L254 161ZM31 158L33 160L32 163H31V160H30ZM64 158H66V159H64ZM87 158H88L89 161H87ZM121 158H123V160H121ZM50 159H51V161H50ZM96 159L97 160L99 159V160L97 161ZM226 159H227V161L229 160L231 162L225 161ZM171 160H174V161H171ZM197 160H198L199 163L196 162ZM221 160H223L224 162L221 161ZM252 160H253V163H252ZM49 161H50V163H48ZM71 161H69V162L70 163H74L73 165H75V162L74 161L71 162ZM78 161L76 162V165L80 164ZM108 161H109V163H108ZM256 161H257V163H256ZM260 161H262V162H260ZM220 162L223 164L222 168H221L222 164ZM185 163H187L188 167H191V168H189L190 173H189V171H187L186 165H183ZM218 163H220V165H221L220 167H219ZM230 163H232V165ZM233 163L235 164V166H234ZM36 164H34V166ZM52 164H54L55 166H53ZM88 164L90 165V167H89ZM104 164L108 165L107 169L105 167V170L102 169V167L105 166ZM240 164H243V165H240ZM113 165L115 166L116 169L114 168ZM125 165L127 166V168L131 166L133 168L132 170H134V171L133 172L130 171L131 168H129L128 169L129 171H128L127 168L125 167ZM173 165L178 168V171L175 169L176 167L174 168ZM202 165H204V166H202ZM217 165L220 168L221 173L224 175V177H226L227 181L229 183H231V182L233 183L234 189H233V186L231 187L232 183L231 184L227 183V181L224 179L223 175H221ZM224 165H226V169H225ZM37 166H36V168H37ZM152 166H154L155 169H153L154 167H152ZM182 166H184V167H182ZM180 167H182V168H180ZM243 168H244V170H242ZM58 169H60V170H58ZM114 169L116 171L113 172ZM123 169L127 170L126 171V172H128L127 175L130 176L129 179H131V182L133 184H131V182L129 180H127L126 182H129V185L131 184L132 189L134 187H137L136 188L137 191H139V189H140L139 192H137L136 190H134V192H133V190L128 187L127 183H123L126 180L125 178L128 177L127 175L125 176V174H124L125 171ZM174 169L176 170V173L178 172L177 175L178 174L181 175V176L178 177V179L175 177L176 173L174 172ZM102 170L103 171L107 170L105 173L107 174V172H108L107 175H109V178H110L109 181H108V179H109L108 176L105 177V178H107V180H103V178H104V176H106V174L104 172H102ZM111 170H112V173H111ZM166 170H168L169 172H167ZM180 170H181V172H180ZM226 170H227L228 173L226 172ZM62 171H65V173H63ZM163 171H165V175H164ZM197 171H199L198 173L201 172L202 175H204L202 177L201 174H199L202 177L201 180H204L201 183L202 184L204 183L205 186H207V184H208L207 188H208V190L211 191V193H213L212 195H215L214 193H217V195L219 196V197L217 196L216 197L217 200H215L216 198H214V197L216 195L211 197L212 195L209 194V191L207 190V192H208L206 194L207 195V201H208V197H210L209 200H211V201H209V203H207V201H205L206 199H204V198H206L205 195H204L205 193L203 192V195L201 194L204 197L203 198L204 201H205L204 204H207L206 207L208 208V210L211 211V218L208 216V215H210V212L208 211L209 212L208 213L206 211L207 208L204 207V204H202V202H201L202 205H200V206H202L201 212L203 211L204 214H203V212L201 214V212L200 211L198 212V210H197L198 213L196 214V209L195 208H196L197 204L195 202L197 200L195 201L194 198L196 197V199H199V201H203V199L200 200L201 197L199 198L200 194H198V193H200V191L202 193V191H203L202 189L206 188L205 187V188L201 189L202 184H200L201 185L200 188H199V186L198 187L196 186L197 184L195 185V183L197 181H198V183H200V179H199L200 176L198 174H195ZM244 171L247 172L248 174L245 173V175H244ZM18 172L20 173L19 174L20 176L18 175ZM61 172H62L63 175L61 174ZM173 172L175 174H173ZM224 172L226 173V175L227 174L230 175V172H231L230 176H232V178L230 177L228 179L229 175L226 176ZM192 173H193V175L194 174L195 175L193 176ZM217 173H218V175H217ZM112 174H113V176H112ZM117 174H119V175H117ZM187 174H189V177H191L190 175H192L193 177H191L190 180H188V175ZM233 174H234V176H233ZM142 175H143V177H142ZM184 175H186L185 176L186 178L184 177ZM117 176L120 177L119 181L116 180L117 178H119ZM195 176H196V178L198 180H196V182H192L193 186L190 185V187H192V189H188V187H187V185H189L188 181H191V179L195 178ZM220 176H222L223 179L219 178ZM235 176H236V179L238 178L237 180L235 179ZM60 177H61V179L64 177L65 180L61 181ZM180 177H182V179L180 180V182H182L181 183L182 185L180 184L181 187H182V191L181 190H179V191L183 192L182 196L179 194L180 192L179 193L175 192L174 188L171 190L172 192H170V194L172 195V200L174 201L173 205L175 206V208L179 207V208H177L179 210H177V209H173V206H172L171 203L170 204L166 203L165 194L163 193V189H164L163 185L166 184V185H168L171 188V186L175 185V183L178 184V181H179ZM204 177H205V179H204ZM38 178H39V180H38ZM40 178H43V179L41 180ZM141 178H143V179H141ZM206 178H208L209 180L207 181ZM21 179L23 181H25V184H24V182H23V184H21L22 183ZM57 179H58V187H59V191L58 192L60 194H62V195L58 194L59 201L62 202V203H65L64 204L65 207H63L64 205L61 203L63 205L62 206L63 209H61V210H63L65 212L64 214H66V215H64V216L68 217L70 219V221L67 220L68 218L64 219L65 217L61 216L63 214V211H62V213L60 212L61 215L58 212L60 220H58V224H59L58 227L57 226L55 227V226L51 225V223H50V221H51L50 213L52 212L51 211V200H52V196L54 194L53 193L54 190H52L48 186L50 184H52L53 181H57ZM166 179H167V181H170V182L166 181L165 184L162 183ZM176 179H177V182H176ZM219 179H221V180H219ZM230 179H231V181H230ZM18 180H20V181L17 183ZM222 180L224 181L223 182L224 186L222 185L223 183L221 184ZM238 180H240V181H238ZM244 180H246L247 182H244ZM66 181H67V184H66ZM85 181L90 185L89 187L93 188V189H90L88 187V185H86L87 183L84 184ZM106 181L110 183V184L107 185L108 188L110 189V187H111L110 190L108 189L109 190L108 192L104 191V190H107V188H106L107 187L106 186L107 182ZM185 181H187V182H185ZM194 181H195V179H194ZM213 181H214V185L216 187L213 185ZM218 181L220 182V184H219ZM241 181L243 183H245V184L249 183V184H246V185L249 188H251L252 190L249 189L245 184H242ZM12 182H15V184L17 183V186L15 184L13 185ZM38 182H39V185L41 184L39 186V188L36 187V185H35V184H37V186H38ZM78 182H79V184H78ZM235 182L236 183L239 182L238 184H236L239 188L237 186H235ZM256 182H258V183H256ZM122 183H123V185H122ZM240 183L242 185H244V186L242 187V185ZM124 184H127V185L124 186ZM142 184H143V186L146 185L148 190H146L145 187L144 188H145L146 191H149V192L146 193L145 190H141ZM24 185H27L26 186L27 188ZM138 185H139L140 188L138 187ZM180 185H178V186H180ZM19 186H23V187H21L22 189ZM91 186H93V187H91ZM195 186L198 188L197 190H199L196 193V195L198 194L197 195L198 197L195 196V193H194V195H193V193H191L192 196L189 195L190 191L193 192V191L196 190V189L194 190ZM16 187H19L17 189L18 190L17 191L18 194H16ZM35 187L40 191V193H39V191L37 189H35L36 190L35 191V197H33L34 194L32 193V190ZM87 187L91 191H88ZM228 188L230 190V193H228V191H229ZM12 189H15V190H12ZM24 189H25L26 193L29 190L28 193L30 195L28 193H27L28 195L26 193L24 194V191H23ZM119 189L121 191H119ZM128 189H130V190L128 191ZM212 189H214V190H212ZM218 189H220V190H218ZM11 190L13 192H15V193L13 194V192ZM186 190H188V191L190 190V191L187 192ZM215 190H216V192H215ZM226 190H228V191H226ZM61 191L63 193H61ZM142 191H144L143 194H142ZM250 191H252V193ZM253 191H254V193H253ZM10 192H11V194H10ZM19 192L22 193L21 196H17V195H19ZM119 192H120L121 195H119ZM135 192H137V195L139 197V200H138V197H134L135 200L136 201L138 200L137 202H139V205L137 204V207L135 206L136 203H135V205H132V204H134L135 200H134V202H133V200H131V199H134L133 195L134 196L136 195ZM37 193H39V194H37ZM43 193H44V195H43ZM144 193H145V195H144ZM148 193H150V194L148 195ZM231 193L232 194L234 193V196ZM255 193H257L256 197H254ZM6 194H8L7 197L9 195L12 197V195L15 196V194H16L17 197H20L23 200H25V198H23V197L25 195H27V196H25L26 199H27V200H25V202H27L28 200L29 201L33 200V203H32V201L31 202L28 201V203L23 206V208L26 207L25 210L28 213V215L30 216V217L27 216V218L25 220L26 222H22L21 223L20 222L21 220L19 218H17L16 215H15L16 218L14 219V214H12V213H14V211H13V208H12V205H11L13 201L11 200V198L10 199L7 198ZM40 194H42V195H40ZM63 194L65 195V197H62V196H64ZM87 194H88V196H87ZM105 194H107V196H109L108 198H110V199H108ZM229 194L232 195V196H230ZM244 194H247V196L244 195ZM143 195L145 197L149 196L148 200H147V198L145 199V197ZM28 196H29V198H27ZM229 196L231 198H229ZM140 197L142 198L141 200H140ZM143 197H144V199H143ZM242 197L243 198L246 197V198H244L245 201L241 200V203H240L239 200ZM250 197H252L254 199H252ZM3 198H5V199H3ZM191 198H193V199H191ZM98 199H99V202H98ZM121 199H122V201H121ZM151 199H153L154 201L152 200L150 202ZM6 200L7 201L11 200V204H10L9 201H8L9 202V204H8L6 202ZM39 200L42 201V206H40L41 210H39L41 216L37 217L38 213H36V211L34 209V206L32 204H34V205L37 204V202H40ZM63 200H64V202H63ZM94 200H96V202ZM108 200H110V203H109ZM145 200H147L146 203L144 202ZM232 200L236 201L235 204H234V201H233V204H234L233 206H235L234 208H232L233 207L232 204H231ZM47 201H48V203H47ZM250 201H251V204H250ZM118 202H119V204L121 206L118 205ZM131 202H132V204H131ZM152 202L154 203V205H156V207L154 208V209H156L155 212L152 209L153 206H152V208L150 207V205H153ZM210 202H212V204ZM69 203L72 204L73 207H70L71 205L69 206ZM95 203H96V205H95ZM183 203H185V205H187L188 208L192 207V208H190L189 215H188L189 224L191 225V229L192 230L189 227H187L186 219H185V221H183V223L180 220V215L183 214V212L185 213V208L183 207ZM221 203H223V204H221ZM245 203L251 209L247 208V207L245 208V206H247ZM219 204H220V206H219ZM129 205H131V206H129ZM216 205H218V207ZM29 206H31V207H29ZM145 206L147 207L146 209H145ZM197 206H199V204ZM209 206L212 209H210ZM47 207H48V209H47ZM134 207H136V209L140 208L142 215L140 213V216H138L139 214H136V213H139V212H137L138 209L136 211L134 209ZM149 207L151 209L150 210L151 212L148 210ZM182 207H183V212L181 210ZM239 207H240V209H242L243 213H242V211H240ZM9 208H11V210H9ZM28 208H29V210H28ZM65 208H68V210L65 209ZM218 208H220V209H218ZM234 209H235V213H233ZM76 210H78V212H80V215L76 214ZM129 210H131V211H129ZM133 210H135V211H133ZM147 210L152 215L147 214ZM174 210H176V211H174ZM9 211L10 212L12 211L11 214H9ZM70 211L72 213H70ZM238 211H240V212H238ZM34 212L37 214L35 218H34V216H35ZM128 212H130V213H128ZM134 212H136L135 213V217H137V218L139 217L140 220H138V219L137 220L142 222L141 224H142L143 227H141V224H139V227L138 226L133 227L135 222L137 221V220L136 221L134 220L133 225H132L133 218L135 219ZM205 212H207L208 214L205 213ZM249 212H251L252 214L250 213V215H247V214H249ZM69 213L71 214V216H70ZM74 213L76 215H74ZM198 214H199V216L202 215L201 219L196 216ZM237 214H239V215L237 216ZM9 215H10V217H9ZM94 215L96 216V218L94 217ZM128 215H130V217ZM149 215H150L151 218H147V216H149ZM205 215L207 216L208 219L206 218ZM245 215H247V216H245ZM82 216L83 217L85 216L84 217L85 221H83L84 219H81ZM162 216L166 217L167 219L165 218L164 219L165 221H163ZM59 217H58V219H59ZM71 217H73V219L75 218L74 221L78 220L79 222L78 221H75L74 223L71 222V221H73ZM196 217L199 218V220ZM237 217H238V221L239 222H235V219ZM239 217L243 218V220L240 221L241 218H239ZM244 217L246 219H248L247 222H249V223L246 222L247 224L251 223L249 226L247 224H245L244 220H246V219ZM247 217H249V218L251 217V218L249 219ZM254 217H255V219H254ZM10 218L13 219V221L16 220L14 222L15 223L18 222V226L15 225L14 222ZM205 218L207 219L206 220L207 222H209V220L212 219L211 221H213L212 222L213 224L211 226L213 228L209 225V224H211V221L207 225L208 227L205 225V223H204V221H205L204 219ZM41 219L44 220L43 222L45 224H43L41 222L42 221ZM61 219H63V220H61ZM92 219H93L94 222L96 221L95 222L96 224H98L97 228L100 229V231H104L105 232V233L104 232H102V233L104 235H106V236H103V234H101V233H97L96 234V235L99 234V235L103 236V238L100 236L101 240H100V237H98V236L96 237V235H93V236H90V237L88 236V238H85V239L83 238L82 239V237L87 236L85 234H88L89 231L91 232L93 229H97L96 228L97 225H95V223L92 221ZM152 219H154V220H152ZM127 220H128V222H127ZM148 220L150 222L151 221H153V222L150 224L148 222ZM30 221H31V223H30ZM39 221L44 225V227H43V225H41V223ZM62 221L64 223H66L65 225L67 226V228L64 225V223H63V225H62V223L60 224V222H62ZM138 221L136 222V224L140 223ZM154 221H157V222H154ZM197 221H201V222H198V223H201V225H200L201 227L200 226L198 227ZM242 221H244V222H242ZM77 222H78V225L76 224ZM81 222H83V223H81ZM165 222L169 223V225L167 224L168 228H170V230H171V232H170V230L168 229L169 232H170L169 235L167 234V232H168L167 229H166L167 227L164 226V224L166 225ZM241 222H242V224H245L246 227L244 225L242 226V224H240ZM260 222L262 224V227H261V224H258V225H260L259 226L260 228H258L257 223H260ZM156 223L158 224V226H157ZM214 223H215V225H214ZM254 223H256L257 226L254 225ZM25 224H27V226H28V224H30V225H33L34 228H36V227H38V228H36L34 230V232H33V230H29L30 228L32 229V227H30V226L27 227ZM74 224H75V226H74ZM228 224H229V227H228ZM10 225H13V226L11 227ZM19 225H20V227H19ZM86 225H87V228L89 227L91 230H86L85 229ZM126 225H128V226L125 227ZM152 225H154V226L152 227ZM14 226H17V228L14 227ZM79 226H81V227H79ZM203 226H204V228H203ZM209 226L213 230L210 229ZM234 226H235V228H233ZM252 226L254 228H252ZM18 227H19V229H18ZM21 227H22V229H21ZM46 227H48L47 228V230H48L47 232L44 231V230H46V229H44ZM61 227H63V228L61 229ZM140 227H141V229H140ZM154 227H156V228H154ZM239 227H240V229H239ZM12 228H13V231H12ZM27 228H28V230H27V233H26L25 231H26ZM79 228H82L85 231H82ZM132 228H136L137 231L135 232L136 229H132ZM200 228H201L202 231H200ZM208 228H209V230H208ZM241 228H242V230H241ZM243 228H247V229L243 230ZM76 229H79V230L75 231ZM189 229H190V231H189ZM234 229H236V230H234ZM250 229H253V230H250ZM255 229L258 232H256ZM261 229H262V231H261ZM23 230H25V231H23ZM36 230H37V232H35ZM51 230H53V231H51ZM124 230H129L128 233H130V234L122 233V231H124ZM204 230H206V231H204ZM228 230H229V232H228ZM22 231H23V233H25V235L22 233ZM31 231H32V233H31ZM138 231H140V232H138ZM143 231L145 232L144 233V235H145L144 237L145 238L139 236V234L143 235ZM210 231L213 232L212 233L213 235L211 234V237L209 235ZM236 231H238V234L236 233ZM70 232H73V233L71 234ZM82 232H83V234H82ZM125 232H127V231H125ZM132 232L136 233L135 234L136 237H135V235ZM206 232L207 233L209 232V234H207ZM248 232H250V233H248ZM49 233H52V237L53 238L51 237V234L49 235ZM131 233L133 234L134 237L132 236ZM171 233L173 234V236H171L172 235ZM191 233H192V236H191ZM204 233H206V234L204 235ZM246 233H248L249 235L252 234L250 236L251 237L250 239H253L254 241H255V239L258 240V244H259V247H260L259 251L257 250L258 248H256L257 245H258L256 243L257 241L256 242L249 241L247 239V238H249V235L248 234L246 235ZM255 233H257V235ZM261 233H263V234H261ZM4 234H6V236L9 234V236H7L9 239H7V237L4 236ZM30 234H32L31 237H34V238H31V240L28 237V236H30ZM69 234L71 236L77 235L79 237V238L77 236L74 237V240H76L74 242H76V243H72L73 242V237L72 238L69 237L71 239L68 240L69 239L68 238ZM11 235H12V237H11ZM121 235L127 237L126 239H128V240H125V239L124 240L127 241V243L129 244V246H130L129 248L123 247V244H120L121 238L119 236H121ZM207 235H209V236L206 237ZM35 236H36V239H35ZM47 236H50L51 239H49ZM137 236H139V237L137 238ZM37 237H39V238L42 237L41 238L42 242H40V239H38ZM113 237L114 238L117 237L116 240L117 239L118 240L116 241ZM140 237L142 238V240L140 239V241H139ZM75 238H77V239H75ZM105 238H107L108 240H105ZM146 238H148V239H146ZM200 238H202V239H200ZM5 239H6V241H5ZM79 239L80 240L82 239V240L79 241ZM86 239H87V241H86L87 243L85 242ZM90 239H92V240H90ZM93 239H94V241H93ZM189 239H191V241ZM32 240H34L35 242L33 241L34 243H32L31 242ZM77 240L79 242H77ZM124 240H122V241H124ZM243 240L245 241V242H243V243H245V247H243V243L242 244L240 243V241L242 242ZM57 241H58V243H57ZM95 241H96V243H99V245H100L99 247H97L98 245H96V243H94ZM36 242L42 243L40 245H43V246H46V247H43V249L41 248L42 250L40 251V250H38L39 249V247H38L39 244H36ZM46 242H48V245L46 244ZM137 242L140 243V244L142 243L141 244L142 247ZM144 242H145V244L147 246L144 245ZM171 242H172V244H171ZM250 242L253 243L252 246H249V245H251ZM78 243H81V244L83 243L82 244L83 246L86 245V246H84L85 248L82 245L78 244ZM88 243H91V244H88ZM239 243L242 245V247H240V245L238 246ZM254 243H255L256 247H254ZM50 244L51 245H55V247L52 246L55 249V251L51 247L47 248ZM76 244H77L78 247L75 246ZM136 244H138V246H140V248L137 247ZM149 244H152V245H149ZM31 245H33V246L31 247ZM34 245H36L37 247L35 248ZM101 245H103V246L101 247ZM116 245H117V247H116ZM79 246L82 247L81 248L82 249V253H83L82 255H80L81 254L80 253L81 250L80 251L78 250L79 253L77 251V248L80 249ZM87 246L88 247L91 246V247L88 248ZM60 247H62L61 248L62 250L60 249ZM72 247H74L75 250H73ZM251 247H253V248H252V250L249 251L248 249H251ZM98 248H99V250H98ZM143 248H145V250L142 251ZM149 248L152 249V251L155 250L154 253H157V252L158 253L155 254V256H152L153 252ZM243 248H245L244 251H242ZM262 248H263V250H262ZM34 249L35 250L37 249L36 250L37 251L36 254L38 256L36 254H34L35 253ZM48 249H50V251L52 249V251L54 253L58 249L57 250L58 254L55 253V255L57 254L55 258L53 256L54 253L52 251L51 252L48 251ZM84 249H86V250L84 251ZM95 249H96V251H95ZM254 249H256L257 252L254 253ZM60 250H61V252H60ZM116 250H117V253L115 252ZM74 251L75 252L77 251V253L75 254ZM145 251L147 253H149V254L147 255V253ZM67 252L69 253L68 255H66ZM234 252H235V254H234ZM30 253H31V255H30ZM32 253L36 257L33 256ZM42 253L45 254V255L47 253L48 255H46V256L43 255L42 256ZM51 253H53V255ZM60 253L61 254L65 253L66 256H63V255L59 256ZM143 253H145V254H143ZM86 254L89 255V256L88 255L87 256L90 257V259H92V261L89 259L92 263L90 261H87ZM112 254H115V255L112 256ZM49 255L51 257H49ZM39 256H40V258H42V260L40 258H37ZM43 257H46V258L49 257L50 260L47 258L49 263L47 262L46 258H43ZM66 257L68 258V260H67ZM83 257H86V258L84 259ZM96 257L99 258V260L96 259ZM153 257H155V258H153ZM158 257H160V258H158ZM33 258H34V260H33ZM63 258L66 259L69 263L67 261H65L63 263H60V262H62L64 260ZM74 258H76V259H74ZM93 258H95V260ZM116 258L118 259L117 263H115L116 262ZM35 259H39L40 261L39 260L38 261L41 262V263H37L38 261L35 260ZM77 259H79L78 262H77ZM152 259H154V260L156 259V260L154 261ZM157 259H158V261H157ZM159 260L160 261L162 260L161 261L162 263ZM100 261H101V263H100ZM53 262H55V263H53ZM95 262L93 264H95Z\"/></svg>",
	"mask_w": 264,
	"mask_h": 264
},
{
	"label": "bare ground",
	"instance_id": "bare-ground-1",
	"mask_svg": "<svg viewBox=\"0 0 264 264\" xmlns=\"http://www.w3.org/2000/svg\"><path fill=\"white\" fill-rule=\"evenodd\" d=\"M223 1H224V0H214V2H215L216 4H222ZM231 1H232V0H231ZM233 1H234V0H233ZM233 1H232V3H233ZM236 1H237V0H236ZM236 1H234V2L236 3ZM239 1H240V2H239ZM247 1H248V0H247ZM247 1H246V0H245V1L238 0L237 4L243 2V5H245V3L247 4ZM254 1H255V0H254ZM263 1H264V0H260V1H258V2H259V3H258L259 6H260V3L263 2ZM193 2H194V0H167V1L164 0V2H163V4H162V7H161V9L164 10L163 12H165V8H167L168 10L166 9V14L168 13V15H171V16H169V17H168V15H167L168 20H171V22H172V23H171V22L169 21L170 24H171L172 29H173L174 32H175V33H174L173 30H172L171 33L177 35V37H178L179 34H180V37H181L182 40H183V38L185 37V36H183V37L181 36L182 29H184V28L187 26V24H186L187 19H186V17H184V15H187V14H189L190 12H192L191 10H193V7H192V9L190 10L189 8H191V7H190L189 5H191V3H193ZM208 2H211V0H210V1L208 0ZM232 3L230 2L229 5L232 6V5H231ZM248 3H249V5L251 4V5L253 6V4L250 3V1H249ZM256 3H257V0H256ZM256 3H255V4H256ZM263 3H264V2H263ZM263 3H262L261 6H263ZM193 4H195V5H194V6H195L194 8L198 7V8H197L198 10H199L200 8L202 9V7H203V9H204L205 7H208V8H210V9L212 10V7H209L210 4L207 3V0H195V2H194ZM193 4H192L191 6H193ZM233 4H234V3H233ZM258 4H257V6H258ZM208 5H209V6H208ZM211 5L213 6L212 3H211ZM234 5H235V4H234ZM243 5H242V6H243ZM251 5H250V6H251ZM214 6H215V5H214ZM224 6L226 7V3H225ZM227 6H228V5H227ZM230 6H229V7H230ZM236 6H237V5H236ZM242 6H241V8H242ZM250 6H247V7L251 9ZM261 6H260V8H262ZM199 7H200V8H199ZM229 7H228V8H229ZM243 7H244V10L246 9L245 12H247V7H245V6H243ZM19 8H20V7H19ZM163 8H164V9H163ZM218 8H220V7H218ZM218 8L215 7L214 10H216V9H218ZM226 8H227V7H226ZM228 8H227V10L232 11V13L235 12L234 6L232 7V8L234 9V12H233V10L228 9ZM239 8H240V6H239ZM17 9H18V7H17ZM20 9H21V8H20ZM201 9H200V10H201ZM203 9H202V10H203ZM220 9L222 10V8H220ZM220 9H219V10H220ZM236 9H237V8H236ZM250 9H248V10H250ZM252 9L254 10V11H253V10H252V11L255 12V8L253 7ZM263 9H264V6H263L262 10H263ZM18 10H19V9H18ZM200 10H199V11H200ZM202 10H201V12H204V10L207 11V9H204L203 11H202ZM224 10H225V9H224ZM238 10H239V9H238ZM240 10H241V9H240ZM240 10H239V11H240ZM19 11H20V10H19ZM167 11H169V12H167ZM170 11H171V12H170ZM196 11H197V10H196ZM209 11H210V10H209ZM225 11H226V10H225ZM230 11L227 12V13L225 12V15L227 14V18H228L229 13H231ZM241 11H242V10H241ZM207 12H208V11H207ZM211 12H212V11H211ZM211 12H210V13H211ZM215 12H216V11H215ZM245 12H244V13H245ZM0 13H1V12H0ZM12 13H13V12H12ZM12 13H11V14H12ZM17 13H18V11H17ZM220 13H222V12H220ZM220 13H218V15H219ZM223 13H224V12H223ZM236 13H239V12H236ZM240 13H242V12H240ZM240 13L237 14V15L239 16V18L242 17V15H241ZM245 14H246V13H245ZM18 15L21 16V15H24V14L21 13V11H20V13H19ZM209 15H210V14H209ZM212 15H214V18H215V17H218V15H217L216 13H212ZM222 15H223V14H222ZM222 15H221V16H222ZM231 15L235 16L236 14L234 13V14H231ZM240 15H241V16H240ZM247 15H249L251 18L255 16V14H247ZM251 15H252V16H251ZM253 15H254V16H253ZM13 16H14V15H13ZM221 16H220V17H221ZM223 16H224V15H223ZM256 16H257V15H256ZM170 17H171V19H170ZM211 17H212V16H211ZM224 17H225V18H224ZM224 17H223V18H224L223 20L226 19V16H224ZM236 17H237V16H235V18H236ZM14 18L17 19V14H16V16H14ZM21 18H22V16H21ZM214 18H213V20H214ZM235 18L233 17V19H235ZM243 18H244V16H243ZM255 18H257V19H255V20H259L261 17H260L259 19H258V16L255 17ZM24 19H25V16H24ZM218 19H219V18H218ZM220 19H222V18H220ZM244 19L246 20V17H245ZM253 19H254V18H253ZM262 19H263V20H262ZM262 19H260V20H261V21H264V18H263V17H262ZM12 20H13V19H12ZM239 20H243V19H239ZM239 20H238V19L235 20V21H236L235 23H237V21H238V23H237L238 26H239V22H240ZM255 20H254V21H255ZM260 20H259V21H260ZM10 21H11V20H10ZM16 21H17L18 23H19L20 21L23 22V20H19V21H18V19H17ZM220 21H221L220 24H222V25H223V24H224V25L226 24V23H224V22L222 23V20H220ZM227 21H230V20H227ZM246 21H247V20H246ZM5 22H6V21H5ZM14 22H15V20H14ZM21 22H20V24H21ZM225 22H226V21H225ZM6 23H7V22H6ZM6 23H5V24H6ZM26 23H27V22H26ZM26 23H25V24H26ZM218 23H219V22H218ZM227 23H228V22H227ZM250 23H251V22H250ZM22 24H23V23H22ZM237 24H236V25H237ZM263 24H264V23H263ZM15 25H17V24L15 23ZM218 25H219V24H218ZM231 25H232V24H231ZM231 25H228L227 27H226V25H225L224 30H225V28H226V29L229 30V32H230V31H231L230 29L233 28V26L230 27ZM0 26H1V24H0ZM8 26H9V25H8ZM18 26H19V25H18ZM4 27H5V26H4ZM180 27H181V28H180ZM220 27H221V25H220ZM239 27H240V26H239ZM239 27H238V28H239ZM18 28L20 29V26H19ZM22 28H23V30H24V28L26 29V28H27V25H26V27L23 26ZM14 29H17V28L14 27ZM14 29H13V31H14ZM197 29H199V31H200V28H196V30H197ZM239 29L241 30V29H242V26H241V28H239ZM7 30H8V28H7ZM39 30H40V29H39ZM41 30H42V29H41ZM196 30L194 31V33L192 32V35H193V34H196V35H197V33H199L198 30H197L198 32L195 33ZM244 30H245V29H244ZM244 30H243V31H244ZM17 31H18V30H17ZM17 31H14V32L16 33ZM19 31H20V30H19ZM19 31H18V32H19ZM24 31H25V30H24ZM24 31H23V32H24ZM245 31L247 32L248 30H245ZM18 32H17V35H18ZM226 32L228 33V31H226ZM231 32H232V31H231ZM4 33H5V32H4ZM15 33H14V34H15ZM20 33H21V32H20ZM40 33H41V31H40ZM224 33H225V31H224ZM233 33H235V32L233 31ZM233 33H232V34H233ZM189 34H190V33H188V35H189ZM232 34H227V35H232ZM5 35H6V34H5ZM15 35H16V34H15ZM184 35H187V34H184ZM192 35H189V36H191L190 38H192ZM48 36H49V35H48ZM48 36H47V37H48ZM173 36H174V35H173ZM189 36H188V37H189ZM7 37H8V36H7ZM24 37H25V36H24ZM188 37H186V38H188ZM193 37H195V35H193ZM12 38H13V35H12ZM16 38H18V37H16ZM48 38L50 39V36H49ZM48 38H46V39H48ZM186 38H184V39L186 40ZM13 39H14V38H13ZM22 39H23V38H22ZM31 39H32V38H31ZM31 39H29V41H30V43L28 42L29 44L32 43V42H31ZM49 39H48V41H49ZM9 40H10V39H9ZM16 40H17V39H15V43H16L17 41H19L20 38H19V40H17V41H16ZM33 40H34V39H33ZM33 40H32V41H33ZM50 40H51V39H50ZM52 40H53V38H52ZM155 40H157V41H156L157 43H160V42H161V44H163L161 40L151 38V36H150V39H149V44L151 43V45H154V43H156ZM164 40H165V38H164ZM185 40H184V41H185ZM191 40H192V39H191ZM193 40H194V39H193ZM193 40H192V41H193ZM5 41H6V40H5ZM11 41H12V39H11ZM23 41H24V39H23ZM48 41H47V44H49ZM21 42H22V41H21ZM34 42H36V41L34 40ZM50 42H51V41H50ZM7 43H9V41H8ZM12 43H14V41H13ZM12 43H9V45L12 44ZM17 43H18V42H17ZM37 43H38V42H37ZM157 43H156V44H157ZM19 44H20L21 46H20ZM19 44H15V45H16V47L19 45L20 47L18 46V48L22 50V49H23V48H22V44H23V43L21 44V43L19 42ZM35 44H36V43H35ZM39 44H41V43L39 42ZM161 44H160V45H161ZM4 45H5V43H4V38L1 37V38H0V53H1V51H2V49H3V47H4ZM12 45H14V44H12ZM23 45H24V44H23ZM26 45H27V44H26ZM32 45H33V44H32ZM36 45H37V44H36ZM157 45H158V44H157ZM163 45H164V44H163ZM166 45H168V44H166ZM5 46H6V45H5ZM29 46L31 47V45H29ZM33 46H34V45H33ZM47 46L49 47V45H47ZM47 46L44 45V47H47ZM50 46H51V45H50ZM30 47H29V48H30ZM34 47H35V46H34ZM41 47H42V46H39L38 48L35 47V48L38 50V49L41 48ZM48 47H47V48H48ZM18 48H16V52L20 51ZM29 48H28V49H29ZM47 48H46V49H47ZM49 48H50V47H49ZM230 48H231V47H230ZM17 49H18V51H17ZM24 49H25V47H24ZM24 49H23L22 51H24ZM26 49H27V47H26ZM26 49H25V51H27L26 53H28V52L31 53V51H32L31 49H29V50H31V51H28V49H27V50H26ZM32 49H34V48L32 47ZM36 49H34V54H35V50H36ZM41 49H42V48H41ZM41 49H40V52H39V53H38L39 50H38V51L36 50L37 52H36L35 55H37V53H38V55H39V56L37 55L38 57H40L42 54H44V52H43L42 54H41V52H42L45 48H44L43 50H41ZM159 49H161V48H158V49L155 50V47H154V50L149 49V51H147V52H148V55H145V56H147V57H146V59L143 61L144 63L147 61L146 64H145V65L143 66V68H142V70H143V69H144V70H143V71L141 70V71L139 72V74H136V77L134 76V78H136V83H137V84H136V85H137V86H136V88H137L136 92H137V93L135 92V96L137 95L138 97H137V96H136V97H137L138 99H137V100L135 99V104H133V108H135V106H136L135 110L138 109V111L136 110V112H140V113H138V116L136 115V116L138 117V119H139V114H140V116L142 115V116H141L142 118L140 117L141 119L146 118V117H147V114H149V117L147 118V119L149 120L150 116L153 115V113L155 112V113H156V118H155V113H154V116H153V117H154V120H156V119L158 118L157 121H159V122H160V121H161V122L164 121L163 118L160 119V117H162L163 115L160 113L161 116H159V112H161V111H159V107L157 106L158 103H159L158 105H161L160 102H162V100H161V97H162V96H160V94H161V92H164V91H162V90L160 91V88H159V87H160V86H161V87H165L164 85H165V78H166V77H171V78H172V75H173V74H172V70H170V69H171V64H172V63H170V62L173 61V60H170L171 57L166 56V57H167L166 60L169 62V67H170L169 70H168V72H166V73H168V75H167L166 73L163 72L166 76H165L163 73H162V76L164 75L163 78L161 77V75L159 76V73L157 74V72H156V71L159 70V69L157 68V67H159V64H160L159 62L162 61V60H158V58L156 59V57H158V54H156V51H157V53H158V50H159ZM228 49H229V48H228ZM25 51H24V53H25ZM51 51H53V50H51ZM160 51H161V52H160ZM160 51H159V54H162V52H163L164 50H160ZM103 53H104V51H103ZM204 53H205V52H204ZM17 54H19V52H18ZM20 54H22V52H20ZM20 54H19V56H20L21 58H19V60H22V61H21V62H14V63H17V65L20 66V67L18 66L19 68H21V67L23 68V67H24V66H21V65H26V66H28L30 63H29V64H24L23 62L26 61L25 56H23L24 59H25V60H24ZM47 54H48V52H47ZM137 54L139 55V57H140V55H143L142 53H141V54H140V53H137ZM137 54H135V55H137ZM166 54H167V52H166ZM22 55H25V54H22ZM49 55H50V53H49ZM78 55H80V54H78ZM78 55H76V57H80V56H78ZM86 55H87V54H86ZM101 55H102V54H101ZM164 55H165V54H164ZM15 56H16V55H15ZM17 56H18V55H17ZM27 56H28V55H27ZM37 56H36V57H37ZM43 56H44L45 58H47V57H46V54H44ZM47 56H48V55H47ZM88 56H90V55H88ZM103 56L106 57L107 55L103 54ZM143 56H144V55H143ZM246 56H247V55H246ZM31 57H33L32 54H31ZM81 57H82V56H81ZM135 57H136V56H135ZM137 57H138V56H137ZM166 57H165V58H166ZM16 58H17V57H15V59H16ZM27 58H28V57H27ZM45 58H43V57L41 56L40 59L43 60V59H45ZM71 58H72V57H71ZM73 58H74V62H77V61H75V60H76L75 57H73ZM73 58H72V59H73ZM106 58H107V57H106ZM106 58L104 59V58L102 57V59H104V60H103V61H101L102 59H99V60L101 61V63L104 64V61L106 60ZM140 58H141V57H140ZM147 58H148V59H147ZM207 58H208V57H207ZM238 58H239V57H238ZM243 58H244V57L242 56V59H243ZM246 58H247V57H246ZM248 58H249V57H248ZM248 58H247V60H245V61H248ZM29 59L31 60L32 58H29ZM29 59H28V60H29ZM72 59H71V61H72ZM77 59L80 60V58H77ZM86 59H87V58H86ZM89 59H90V60H93V59H91V57L88 58L87 60H89ZM142 59H143V58H142ZM201 59H203V58H201ZM244 59H245V58H244ZM28 60L26 61L27 63H28ZM51 60H52V59H51ZM87 60H86V62H87ZM108 60H109V59H107V61H106V65H107ZM157 60H158V61H157ZM222 60H223V59H222ZM226 60H228V59H226ZM255 60H256V59H255ZM258 60H259V59H258ZM16 61H18V60L16 59ZM31 61H32V60H31ZM31 61H30V62H31ZM37 61H38V60H37ZM71 61H69V64L71 65V66H68L69 68H72V67H73V68H76V66L78 67V65H79L78 62H79V61L77 62L78 65H77V64H71V63H70ZM100 61H98V62H100ZM219 61H220V60H218V62H219ZM229 61H230V58H229ZM240 61H241V60H240ZM256 61H257V60H256ZM256 61H255V63H256ZM259 61H260V60H259ZM34 62H36V61H34ZM52 62H53V60H52ZM57 62H58V61H55V63H57ZM184 62H185V61H184ZM226 62H227V61H226ZM235 62H236V61H235ZM257 62H258V61H257ZM55 63H54V64H55ZM65 63H67V62H65ZM72 63H73V61H72ZM92 63H93L92 61H90V62L88 61V63H86V64H84V65H81V63H80L81 66H83V67L85 66V67H84L85 69H82L83 67H81L80 65H79V67L76 69V70L79 71V73H82V72H80V71L83 70L84 73H82V74H83L84 76L81 75V74H80V75H77L76 73H77L78 71L76 72L75 69H74V70H73V69H70V70H72V71L67 72L69 69H68V67H67L68 70H66V66L69 65V64H65V65L62 64V65H64V69H65V70H64L63 68H61V67H62V65H61L60 68H61L62 70H59L60 72H59L58 69L56 68L57 71H58V74H56V73L54 72L55 70L52 69V71L55 73V76H56V77L59 76V77L56 78V79H53L52 76H51V75H53L54 73H52V74L50 73V75H49L48 73H46V71H47V70H46V69H47L46 67H45V69H44V70H46V71H44V72H45L46 74H48L49 76H46L45 73H44L45 75H43V72H42V74H41V71L39 70L41 67L38 66V68L35 69L34 67H36L35 64H37V63H33L35 66H34L33 64H32V66H31V64L29 65V67H30V66H31V67L34 66L33 69H35L36 71H35V70H34V71L37 72V73H35V72H34V73L31 72L30 70L33 71V69L30 68V70H29V69H28L29 67H26V66H25V67L27 68V70H28L29 72H28V71H25V70H24L25 68H24V69H21V70L19 69L20 71H22V70L25 71V72H23V71H22V72L24 73L23 75H25V81H26V83H27V86L30 85V87H29V88H31V91H30V92H32L33 94H34V93L37 94V96L39 97V99H38V101H37V99H35V100L32 99V100H34V102L37 101V106H36L35 104H33L34 107L36 106L37 111H35V112H33V113H30V114L28 113V114L26 115V116H27V120L25 119L26 121H24V120L22 119V118H26V116H25V117L22 116L21 119H20V120L24 121L23 123H22V121H21L20 123H22V124L24 125V128H25V132H24V134H25V140H26L27 143L24 145V144H23L24 141H23L22 143L19 142V144H23V146H22V149H18V147L15 146V147H16V148H15L16 154L18 153L19 150H20V151H21V150H24L23 152H25V156H26L27 154H29V152H30V153L32 152L31 154H33V153L35 154V150L37 149V146H40V145L44 144V142L46 141V138H48L47 136H49V135H47V130H48L50 127H49L48 129H47V127H48V126H52V125H54V126H52L53 128H54V127H55V128L57 127V124H58V123L56 124V126H55V123H56V121L58 122V119H55V117H56V115H58V104L60 103V104H63V105H64V104H65L64 101H66L67 99L69 100L68 102L73 101V97L79 94L78 92H76V93H78V94L75 93V91H76V90H75L76 87H77L78 90H81V91H82L81 93L83 94V90H84V92H85V91H88V88L91 86V84H92V86H93L94 83H95V85H96L97 83H99V85H100L101 87H103L104 84L110 79V77H109L108 74H107V72L110 74L109 69H107L109 66H106L105 64L103 65V64L100 63V64L102 65V67H101V68L99 69V71H98V68L100 67V65H99V67L97 68L96 65H94V63H93V66H92ZM156 63H157V64H156ZM219 63H220V62H219ZM219 63H218V64H219ZM230 63H231V62H230ZM238 63L240 64V62H238ZM241 63H242V61H241ZM244 63L246 64V62H244ZM255 63H254V64H255ZM261 63H262V62H261ZM261 63H260V64H257V63H256L257 65H256V66L254 65L253 67H255L257 70H259V72L261 71V72H260L261 74L259 73L258 76L261 75V76H259V78L262 77V80H263V82H264V79H263V76H264V75H262V74H264V67L261 66ZM38 64H39V63H38ZM38 64H37V65H38ZM87 64H89V65H87ZM90 64H91V66H92V67H90V68H92L91 70H93V67H94V68L96 67L95 69L97 70V72H96V70L94 69V71L89 70V73H88V69H89L88 66H90ZM198 64H199V63H198ZM198 64H197V65H198ZM200 64H202V65L204 64V67H205V63L200 62ZM211 64H212V63H211ZM215 64H216V62H215ZM218 64H217V65H218ZM228 64H229V63H228ZM231 64H232V63H231ZM234 64H235V63H234ZM242 64H243V63H242ZM242 64H241V65H242ZM262 64H263V63H262ZM15 65H16V64H15ZM44 65H45V64H44ZM56 65H58V63H57ZM74 65H75V66H74ZM108 65H109V63H108ZM142 65H143V63H142ZM194 65H195V64H193V66H194ZM197 65H196V70L199 69V68H197ZM229 65H230V64H229ZM235 65H236V64H235ZM246 65H247V64H246ZM250 65H251V64H250ZM13 66H14V65H13ZM40 66H42V64H41ZM46 66H48V65H46ZM145 66L147 67L146 70H145ZM155 66H157V67H155ZM193 66H192V67H193ZM221 66H222V65H221ZM221 66H220V67H221ZM224 66H226V65H224ZM224 66H223V67H224ZM227 66H228V65H227ZM236 66H237V65H236ZM236 66H234V65H230V68H232V67H236ZM14 67H16V66H14ZM43 67H44V66H43ZM106 67H107V68H106ZM175 67H176V66H175ZM190 67H191V65H190ZM198 67H199V65H198ZM16 68H17V67H16ZM52 68H53V67H52ZM80 68H81V70H79ZM86 68H87V69H86ZM109 68H110V67H109ZM153 68L155 69V72L153 71V70H154ZM156 68H157V70H156ZM200 68H201V67H200ZM205 68H206V70H207L208 65H207V67H205ZM205 68H204V70H205ZM213 68H214V66H213ZM227 68H228V67H227ZM227 68H226L225 70H227ZM240 68H241V69H240ZM48 69H49V68H48ZM173 69H174V67H173ZM194 69H195V66H194ZM211 69H212V66L210 65V70H211ZM215 69H216V68H215ZM215 69H213V70H215ZM17 70H18V69H17ZM38 70H39V71H38ZM84 70H86L87 73H86ZM101 70H103V71H101ZM196 70H195V71H196ZM220 70H222V67H221ZM225 70L223 69V71H225ZM13 71H14V68H13ZM20 71H19V72H20ZM48 71H50V70H48ZM61 71H63L62 74H64V73L66 72L65 76H66L68 73H70V72H74V74H76L77 76L74 75V74H72V73H70L69 75L66 76V77L68 78L69 82H66V81H65V80H66V79H65V76H64V75H63V76L61 75ZM64 71H65V72H64ZM100 71L103 72V74H102ZM162 71H164V70H161V72H162ZM175 71H177V73H180V72H178L177 68H175V69L173 70V72H175ZM189 71H190V70H189ZM192 71H193V70H192ZM252 71H253V70H252L251 68H249V67H247V68L244 67V68H243V67H241L240 65H238V67H237L236 69H232L231 71H228V73H225L226 75L224 74V75L226 76L225 78H227V80H228L229 83L224 81L225 78H224L223 82H225L224 84L228 83V84H226L228 87L230 86L229 84H231L232 82H234V81L237 82V79H242V80L244 79V81L249 79V83H250V81L253 80V79L251 78V77L253 76V74H257V73H252ZM90 72H92L91 75H88V74H90ZM94 72L97 73V75H96V74L94 75ZM111 72H112V71H111ZM190 72H191V71H190ZM211 72H212V71H211ZM211 72H210V73H211ZM220 72H222V71H220ZM253 72H254V71H253ZM39 73H40V74H39ZM59 73H60V75H59ZM79 73H78V74H79ZM85 73H86V74H85ZM99 73H101V75H100ZM105 73H106V74H105ZM155 73H156V74H155ZM177 73L175 72V75H176ZM191 73H192V72H191ZM208 73H209V72H208ZM210 73H209V74H210ZM212 73H215V74H216V73H218V72H217V70H216V71H214V72H212ZM20 74H21V73H19V75H20ZM92 74H93V75H92ZM98 74H99V75H98ZM195 74H196V76H197V72H196ZM203 74H204V75H203ZM203 74H202L201 70H200V71L198 70V76H199V77H205V74H206L205 71L203 72ZM209 74H208V76L210 77ZM21 75H22V74H21ZM21 75L18 76V77H21ZM71 75H72V76H71ZM85 75H87V76H85ZM106 75H107L108 77H107ZM190 75H191V74H190ZM217 75L219 76L220 74H217ZM224 75L221 74L220 76H221V77H222V76L224 77ZM44 76H46V78H45ZM50 76H51L52 79L50 78ZM79 76H80V78H81V77H84V80L82 81L83 78L80 79ZM105 76H106V78H107L108 80L105 78ZM188 76H189V75H188ZM188 76H187V77H188ZM193 76H194V75H193ZM196 76H195V77H196ZM206 76H207V74H206ZM208 76H207L206 78H208ZM211 76H212V75H211ZM218 76H216V78H217V81H218V83H219V82H221V79H222V78L219 79ZM220 76H219V77H220ZM48 77H49V78H48ZM62 77H63L64 79H62ZM190 77H191V76H190ZM253 77H257V76L254 75ZM15 78H16V77H15ZM22 78H23V79H22ZM59 78L62 79V80H64V81L67 83V85H68V84H69V85H68V86H67L66 84H65V85H62V84H64V82L61 80L62 82H60V83H61V84H60L61 86H60V85L58 84V81H60V80H58ZM104 78L106 79L105 83H104ZM192 78H193V77H192ZM192 78H191V80H192ZM211 78H213V77H211ZM216 78H215V79H216ZM250 78H251L252 80H250ZM259 78H258V79H259ZM19 79H20V78H19ZM50 79H51V80H50ZM112 79H113V78H111L110 81H111ZM125 79H126V78H125ZM167 79H168V78H167ZM182 79H183V78H182ZM193 79H194V80L197 79L196 81H198L199 78H193ZM200 79H201V78H200ZM200 79H199V80H200ZM202 79H203V78H202ZM21 80H23V81L21 82ZM113 80L115 81V83H118V85H116V86H121V87H123L122 84H121L122 81H121V82H116V79H113ZM121 80H122V79H121ZM134 80H135V79H134ZM185 80H186V79H185ZM189 80H190V79H189ZM194 80H193V82L196 83L197 85H198L200 82L203 83V81H201V80H200V82L198 81V83L195 82ZM210 80H211V79H210ZM213 80H214V78L212 79V81H213ZM255 80H256V78H255ZM77 81H80V82H77ZM94 81H95V82H94ZM110 81H108V82L110 83ZM118 81H119V79H118ZM181 81H182V80L180 79V83H181ZM187 81H188V80H187ZM206 81H207V80H206ZM208 81H209V80H208ZM212 81L210 82V84H211V83H214V85H215V87H216V85H217V84H215L216 80H215V82H214V81L212 82ZM253 81H254V80H253ZM20 82H21V83H24V76L21 77ZM108 82H107V83H108ZM123 82L127 83V81H125V80H124ZM184 82H186V81H184ZM235 82H234V83H235ZM242 82H243V81H242ZM254 82H258V80H257V81H254ZM21 83L17 84V86L19 85V87H20V84H21ZM180 83H176V85H175V87L177 88L178 91L181 90V89H180V90L178 89V86H181V85L183 84V82H182L181 84H180ZM188 83L190 84L191 82H188ZM188 83L186 82L185 84H188ZM202 83H201V84H202ZM206 83H208V82H206ZM206 83H203V84L205 85ZM234 83H233V84H234ZM246 83L249 84L248 81H247ZM258 83H259V82H258ZM112 84H113V82H112ZM119 84H120V85H119ZM123 84H124V83H123ZM177 84H179V85H177ZM203 84H202V85H203ZM219 84H220V83H219ZM237 84H238V82H237L235 85H237ZM239 84H240V83H239ZM241 84H242V83H241ZM241 84H240V85H241ZM243 84H244V83H243ZM247 84H246V85H247ZM260 84H261V83H260ZM260 84H259V85H260ZM58 85H59L61 88L58 87ZM106 85H107V84H106ZM124 85H125V84H124ZM194 85H195V84H194ZM202 85H201V86L199 85V87L196 86L195 90H196L197 88L202 87ZM231 85H232V84H231ZM240 85H239V86H240ZM244 85H245V84H244ZM246 85H245V86H246ZM259 85H258V86H259ZM21 86H23V84H22ZM73 86L75 87V89H74ZM100 86H97V87L99 88ZM116 86H115V88H116L115 90L118 89V87H116ZM182 86H183V85H182ZM186 86H187V85H184V87H186ZM190 86H191V84H190ZM222 86H223V85H222ZM232 86H233V85H232ZM232 86H231V87H232ZM249 86H252V84L250 83ZM249 86H248V87H249ZM258 86L256 87V86L253 84V88H254V89H252V87H251V89H250V87H249V90H251V92H253V90H254V92L257 93V91H255V88L257 89ZM261 86H262V85H260L261 90H260V89H259V90H260L261 93H262V92H263V91H262L263 88H262ZM24 87H25V86H24ZM94 87H95V86H93L92 88L98 90L97 87H96V88H94ZM105 87H106V86H105ZM175 87H174V84H173V83L170 84V91H168V94L164 96V99H165V98L167 99V97L169 98L170 96H172L170 93H172V94L174 95V90L176 89ZM184 87H182V88H183V91H184V90H186V91H191V90H189V89H193V88H194V86H192V88H188L189 86H187L186 88H188V89H186V88H184ZM205 87H206V86H204V88H205ZM208 87H209V83H208ZM208 87H207V91H206V93H207L208 91H210V93H211L212 90H211V89L208 90ZM218 87H219V86L217 85V89H216V91H219V92L222 94L223 91L221 92V89L218 90ZM220 87H221V85H220ZM220 87H219V88H220ZM241 87H243V89L245 88L243 85H241ZM246 87H247V86H246ZM22 88H23V87H22ZM27 88H28V87H27ZM58 88L62 91V92H61V93H62V96H58V91H59ZM90 88H91V87H90ZM92 88H91V89H92ZM123 88H125V87H123ZM123 88L121 89V88L119 87V89H121L122 91L124 90ZM174 88H175V89H174ZM179 88H181V87H179ZM209 88H213V85H210ZM226 88H227V87H225V90H227ZM229 88H230V87H229ZM229 88H228V89H229ZM236 88H237V87H236ZM238 88H239V87H238ZM101 89H102V88H101ZM165 89H166V88H165ZM205 89H206V88H205ZM213 89L215 90V88H213ZM223 89H224V88H223ZM232 89H233V88H232ZM239 89H240V88H239ZM241 89H242V88H241ZM245 89H246V88H245ZM245 89H244V90H245ZM20 90H21V88H20ZM78 90H77V91H78ZM104 90H105V88H104ZM247 90H248V89H247ZM22 91H23V89H22ZM22 91H21V92H22ZM28 91H29V90H28ZM92 91H93V90H92ZM92 91H91V90H90V92L88 91V96H89L88 99H90V101H92L91 99L93 98V100H94L95 102H98V99H99V104H100V106L98 105V106H99L98 109H102V112H103L102 114H104V111L106 110L107 106H109V105H107V103H108V102H107L108 97L110 98V96H107V93H108V92L106 91L107 93H106V95H104L103 93H105V92H104L103 90H101V91H99V92H98V91H97V92H96V91H93V92H92ZM183 91H181V92H183ZM192 91H193V90H192ZM192 91H191V92H192ZM233 91H234V90H233ZM236 91H237V89H236ZM238 91L240 92V90H238ZM238 91H237V92H238ZM18 92H19V91H18ZM21 92H20V93H21ZM26 92H27V91H26ZM102 92H103V93H102ZM124 92H125V91H124ZM169 92H170V93H169ZM191 92H190V93L186 92V93H188L187 95H189V96L185 95V91H184L183 93H184L185 96L188 97V99L191 98V99H189L190 101H193L194 99H192V95L194 94V92H193V93H191ZM227 92H228V90H227ZM230 92H231V90H229V93H228V94L226 93V94L229 95ZM241 92H243V90H242ZM246 92H247V91H246ZM249 92H250V91H249ZM249 92H247V93H248V95H249V97H250V95H251L252 93L249 94ZM254 92H253V93H254ZM258 92H259V91H258ZM27 93L29 94V92H27ZM81 93H80V95L82 96ZM85 93H86V92H85ZM97 93H98V94H97ZM101 93H102L103 95H102ZM122 93H123V92H122ZM176 93H177V91H176ZM183 93H181V94H183ZM213 93H215L216 96L218 95V94H216V92H213ZM213 93H212V94H213ZM223 93H224V92H223ZM234 93H235V92H234ZM234 93L232 92L231 94L234 95ZM259 93H260V92H259ZM28 94L25 96L26 98H28V97H27ZM30 94H31V93H30ZM33 94H32L31 96H29V99H31L32 96H34ZM75 94H76V95H75ZM117 94H118V93H117ZM120 94H121V92H119V95H120ZM162 94H163V93H162ZM162 94H161V95H162ZM169 94H170V95H169ZM237 94H239V93H237ZM243 94L245 95L246 93H243ZM263 94H264V92L262 93V95H263ZM23 95H24V94H23ZM23 95H22V97H23ZM59 95H60V93H59ZM83 95H84V94H83ZM86 95H87V94H85V96H83L82 98L85 99V98H86ZM108 95H110V94L108 93ZM123 95H124V94H123ZM184 95H183V96H184ZM190 95H191V97H190ZM194 95H195V94H194ZM208 95H209V94H208ZM213 95H214V94H213ZM241 95H242V93H241ZM244 95H242V96H244ZM248 95H246V96H244V97H245V98H249ZM254 95L257 96L258 93H257V94H254ZM254 95L252 94V96H254ZM259 95H260V94H259ZM259 95H258V96H259ZM81 96H79V95L76 96V100L78 99L77 102H76L77 104L79 103L80 100H82V101H81L82 103H84V101L86 100V99H85V100L82 99ZM263 96H264V95H263ZM78 97H80V99H79ZM95 97H96V100H95ZM120 97H121V95H120ZM136 97H135V98H136ZM175 97H177V95H176ZM211 97H212V96H211ZM217 97H218L217 100H219V99L221 100V98H219V96H217ZM217 97H216V98H217ZM221 97H222V96H221ZM229 97H232V98L236 97V99L233 100V104L231 103V108L234 106V108L237 110V112H239L238 110H240L239 113H242V114H245V115H246V109L244 108V105L242 104V101L239 100L240 98L237 99V95L234 96V97H233L232 95H230ZM254 97H255V96H254ZM260 97H261V95H260L258 98L256 97L257 100H258ZM194 98H196V97H194ZM256 98H255V99H256ZM24 99H25V98H24ZM24 99H23V101H24ZM29 99H25V100H29ZM74 99H75V98H74ZM119 99H120V98H118V100H119ZM159 99H160L161 101H160ZM173 99H175L174 96H172V101H174ZM179 99H180V98H179ZM223 99H225V98H223ZM223 99H222V101H220L221 103H223ZM243 99H244V98H243ZM251 99H253V98H251ZM261 99H262L261 101H264V100H263V97H261ZM70 100H71V101H70ZM118 100H116V101H114V102H118L117 104L119 105L120 103H119ZM120 100H122V98H121ZM169 100H170V98H169ZM169 100H168V99H167V101L164 100V101H166V103L164 102L165 105L163 104V106H165V107H164V108H165V109H164L165 112H167V109H166V108H168L169 106L171 107V103L168 102ZM214 100H216V99H214ZM229 100H230V99H229ZM231 100H232V99H231ZM231 100H230V101H231ZM244 100H245V99H244ZM249 100H250V99H249ZM249 100H248V102H249V103L251 102V105H254V107L257 105V104L255 105V103H254L253 101H251V100L249 101ZM74 101H75V100H74ZM87 101H88V100H87ZM108 101H109V100H108ZM123 101H124V99H123ZM123 101L121 102V104L124 103ZM136 101H138V104H136V103H137ZM170 101H171V100H170ZM172 101H171V102H172ZM176 101H177V100H176ZM176 101H174V102H176ZM182 101H183V99L181 100V103H180V104H182ZM28 102H29V101H27V103H28ZM30 102H31V101H30ZM66 102H67V101H66ZM81 102H80V103H81ZM125 102H126V101H125ZM174 102H172V104H173ZM215 102H216L215 104H217V105L219 104V103H217V101H215ZM224 102H228V101H224ZM231 102H232V101H231ZM244 102H245V101H244ZM25 103H26V101H25ZM31 103H33V101H32ZM35 103H36V102H35ZM74 103H75V102H73V104H74ZM76 103H75L76 106L74 105L75 107H77V106L79 107V106H80L81 109H83V108L85 107V106L83 107V105H81L82 103H81L80 105H77ZM85 103H87V104H85L86 107H87V105L89 106V104H88L89 102H86V101H85ZM90 103H91V102H90ZM111 103H113V102L110 101L109 104H111ZM183 103H184V102H183ZM262 103H264V102H262ZM262 103H260V104H262ZM60 104H59V105H60ZM69 104H70V103H69ZM73 104H72V102H71L70 105H73ZM117 104H116V105H117ZM125 104H126V105H125ZM180 104H179V108H181ZM228 104H229V102H228ZM247 104H248V103H247ZM28 105L30 106V104H27L26 106H28ZM65 105H66V104H65ZM95 105H97V104H95ZM112 105H113V104H111V106H112ZM116 105H113V106H116ZM127 105H128V106H127ZM134 105H135V106H134ZM213 105H214V104H213ZM217 105H216V106H217ZM223 105H227V104H226V103H223ZM223 105H222V106H223ZM249 105H250V104H249ZM263 105H264V104H263ZM33 106H32L33 109H32V108H31V109L34 111V107H33ZM66 106H68V103H67ZM66 106H65V107H66ZM101 106H102V108H100ZM124 106H127V109L130 108L128 103H124ZM176 106H177V103H176ZM72 107H73V106H72ZM78 107H77V110H79ZM82 107H83V108H82ZM86 107H85V109H86L85 111H87L88 113L86 114V112L84 111V112H85V115H84V116H89V117H87V118H88L87 120H89V118L92 117L91 114H92V111H93V110L91 109V106L89 107L90 109H88V107H87V108H86ZM116 107H120V106H116ZM161 107H162V106H161ZM172 107H175V103H174V105H172ZM248 107L250 108V106H248ZM252 107H253V106H252ZM63 108H64V106H63ZM70 108H71V107H70ZM70 108H69V106H68L67 109L69 110ZM73 108H74V107H73ZM110 108H111V107H110ZM122 108H124L123 105H122ZM122 108H118V109H122ZM182 108H183V109L186 108V110H183V112L186 111V113L188 114V112H189V110H188V112H187L188 107L185 106V108H184V106H183ZM228 108H229V107H228ZM234 108H233V110L236 111ZM256 108L260 109V107H258V106H257ZM23 109L25 110L24 107H23ZM75 109H76V108H75ZM81 109H80V110H81ZM87 109H88L89 111H88ZM107 109H108L109 111L112 110V109H109V108H107ZM118 109H117V108H116V109L114 108V110H118ZM124 109L127 110L126 107H125ZM168 109H170V108H168ZM171 109L173 110V114H172V115L170 114L171 111H170V113H169V112H168V113L170 114V116H171L172 119L169 118V117H170L169 114L166 113V115L168 114L167 117L169 116L168 118L171 120V122H172L173 120L175 121L176 119L181 118V117H179V116H178V118H175V117L173 118V117H172L173 115H174V116H177L178 114L175 115V113H174V111H175L176 108H171ZM177 109H178V108H177ZM189 109H191V108H189ZM205 109H206V108H205ZM207 109H208V108H207ZM207 109L205 110V112L207 111ZM252 109L254 110V108H252ZM26 110H27V109H26ZM29 110H30V108H28V111H27V112H32V110H31V111H29ZM77 110H75L74 112L77 113V112H76ZM83 110H84V109H83ZM125 110H124V111H125ZM129 110H130V112L132 111L131 109H128V110L126 111V113L129 112ZM153 110H155V111H153ZM202 110H203V109H202ZM253 110H252V111H253ZM64 111L66 112V109H65ZM64 111H63V112H64ZM70 111H72V108L70 109ZM99 111H100V110H99ZM99 111H98V112H99ZM106 111H107V110H106ZM106 111H105V113H106ZM118 111H119V110H118ZM118 111H117V112H118ZM124 111H121V113L123 112V114H124ZM149 111H150L151 113H150ZM152 111H153V112H152ZM177 111H178V110H177ZM179 111H181V110L179 109ZM179 111H178L177 113H179ZM192 111H193V110H191V111L189 112L190 116H191V115L193 114V112H194V111H193V112H192ZM195 111H196V110H195ZM255 111H256V110H255ZM255 111H253V112H255ZM78 112H79V111H78ZM80 112H81V114H84V112H83V113H82V111H80ZM89 112H91V113H90L91 116L89 115ZM100 112H101V111H100ZM112 112H113V111H112ZM117 112L115 111V112H113V113H115V115H116ZM148 112H149V113H148ZM197 112H198V111H196V113H197ZM200 112L202 113L203 111L200 110L198 113H200ZM205 112H203V113H205ZM209 112H210V111H209ZM107 113H108V111H107ZM107 113H106V114H107ZM131 113H132V112H131ZM191 113H192V114H191ZM201 113H200V114H201ZM211 113H213V112L211 111ZM257 113H258V111L256 112V116H257ZM22 114H23V113H21V115H22ZM68 114H73V112H72V113H69V111H68ZM78 114H79V113H78ZM78 114H77V115H78ZM106 114L103 115V116H104V117H103V118H104V122H103V123H105V124H107L105 120L108 119V117L106 118L105 116H108L109 113H108L107 115H106ZM118 114H120V113H117V116H119ZM132 114H133V113H132ZM181 114H182V113H180V116H181ZM189 114H188V115H189ZM200 114H198V118H201V117H199ZM206 114H207V112H206ZM242 114H240V115L242 116ZM260 114L262 115L261 112H260ZM110 115H111V114H109V116H110ZM145 115H146V117H145ZM183 115H184V114H183ZM183 115H182V116H183ZM201 115H202V117H203V115H205V114H201ZM201 115H200V116H201ZM209 115H210V114H209ZM209 115H207V116L209 117ZM213 115H214V113H213ZM245 115H244V116H245ZM79 116H81V115L79 114ZM79 116H77V118H78ZM117 116H114V115H113L112 118H113V117H117ZM157 116H159V117H157ZM193 116H196V115H193ZM247 116H248V113H247L246 117H247ZM249 116H250V115H249ZM262 116H263V115H262ZM75 117H76V115H75ZM81 117H82V116H81ZM124 117H125V116H123V118H124ZM153 117H152V118H153ZM184 117H185V115H184ZM184 117H182V119H183ZM208 117H205V116H204V117H203L204 119H202V118H201V119H202L204 122H207V123H208V122H209L208 120L211 119L212 116L210 115V118H209V119H208ZM216 117H217V116L215 115V117H214L213 119H215ZM259 117H260V116H259ZM56 118H57V117H56ZM66 118H67V117H66ZM77 118L74 119V120H78ZM85 118H86V117H84V118L82 117L83 120H80V119H79V123H80L81 121H83V122H84V124H83L84 126H83V127H80V126L78 125L77 128H80V129H76L77 133L80 134V135L83 137L84 140H86L85 138L87 137V136H86V137L84 138V136L86 135L85 133H87V132L89 131V130H88V131L85 132V131H84L85 128L87 129V127H90V128H92L91 130H93V127H91V126H87V127H86V126H85V125H87V122H89V121H87V120H84ZM98 118L100 119V117H98ZM112 118H111V120H112ZM121 118H122V115H121L118 119H117V118H116V119L114 118L115 120H113V122H115V121L118 120V123H116V124H118L117 126H116L115 123H114V124L112 123V124L115 126V128H114V126H113L112 128H114L116 132H117V130H119L118 128L125 126L124 124H123V126H121V125L119 124V120H120ZM126 118H127V115H126ZM190 118H192V117H190ZM195 118H197V117H194V118H193V119L196 121ZM205 118L208 119V120L206 121ZM217 118H218V117H217ZM247 118H248L247 120H250V117H247ZM260 118H261V117H260ZM262 118H264V117H262ZM124 119H125V118H124ZM127 119H128V121H129V119H130L129 116H128ZM182 119H181V120H182ZM185 119H186V118H185ZM185 119H184V120H185ZM187 119H188V118H187ZM218 119H219V118H218ZM245 119H246V118H245ZM55 120H56V121H55ZM90 120H92V118H90ZM100 120H101V119H100ZM122 120H123V119H122ZM139 120H140V119H139ZM188 120H189V119H188ZM188 120H185V122H186V121L189 122ZM216 120H217V119H216ZM85 121H87V122L85 123ZM124 121L127 122V120H124ZM124 121H121L120 123H121V124H122V122L125 123ZM130 121H133V122H134L133 118L130 119ZM157 121H154L155 124L153 123V120H150V121H147V122H149V124H152L151 126L154 125V126L156 127V129H161L159 126H160L163 122H162V123H161V122L159 123V122H157ZM174 121H173V122H174ZM197 121H198V119H197ZM197 121H196V122H197ZM76 122H77V121H76ZM76 122H75V123H76ZM83 122H82V123H83ZM91 122H93V121H91ZM107 122H108V121H107ZM156 122H157V123H156ZM177 122H178V120H176V122H174L173 124H176ZM187 122H186V124L189 125L190 123H187ZM190 122H191V121H190ZM214 122H215V121H214ZM127 123H130V122H127ZM141 123H142V122H141ZM209 123L211 124V122H209ZM22 124H20V125L23 126ZM88 124H91V125H92V123H90V122H89ZM94 124H95V122H94ZM130 124H131V123H130ZM156 124H157V125L159 124V126H156ZM165 124H166V122H165ZM183 124H184V123L182 122V126H183V127H184V126L186 127V124H185V125H183ZM191 124H192V123H191ZM191 124H190L189 126H193V125H195V124H193V125H191ZM80 125H81V124H80ZM109 125H110V124H109ZM119 125H120V127H119ZM142 125H143L142 128H143L144 126H146V124H144V122H143ZM171 125H172V123H171ZM21 126H20V127H21ZM174 126H176V125H173V127H174ZM182 126H181V128H182ZM20 127H19V128H20ZM155 127H152V128H155ZM158 127H159V128H158ZM177 127H178V131H179L181 128L179 129L180 126H178V123H177ZM185 127H184V128H185ZM53 128L51 129L52 131H53ZM55 128H54V129H55ZM108 128H109V127H108ZM116 128H117V130H116ZM128 128H131V127H127L126 129H125V128H124V129L127 130ZM184 128H182L184 132H186V130L188 131V130L190 129V127L187 128L186 130H184ZM242 128H243V127H242ZM56 129H57V128H56ZM56 129L54 130L55 132H56ZM88 129H89V128H88ZM105 129H106V128H105ZM110 129H111V128H110ZM114 129H113V130H114ZM120 129L123 130V132H124L125 134L127 133V136H126V137H128V135H129L128 139L125 138V139H127V140H129V138L131 139V138L133 137V136L131 135L132 132L136 131V130H134L135 128H134L132 131H131V129H128V130H130V133H131V134H130L129 131L126 132V131H124L123 128H120ZM144 129H145V128H144ZM163 129H165V126H164ZM173 129L175 130V131L173 132L174 134L171 133V132H172V129H171V130H167V132H168V131H169V132L171 131L170 133L177 137V133H178V132H177V128H176V129L173 128ZM182 129H181V130H182ZM192 129H193V128H192ZM19 130H20V129H19ZM21 130H22V128H21ZM21 130L18 131V133L21 132ZM49 130H50V129H49ZM78 130H81V131H79L80 133L78 132ZM91 130H90V131H91ZM113 130H112V131H113ZM153 130L156 131L155 129H153ZM161 130H162V129H161ZM161 130H160L159 132L156 131V132L158 133V136H159ZM190 130H191V129H190ZM23 131H24V130H22V132H23ZM52 131H51V134H52V135H55V132L53 131L54 133H52ZM93 131H94V130H93ZM137 131H138V129H137ZM143 131H144V130H143ZM146 131L148 132L149 130H147V128H146L145 132H146ZM163 131H164V133H165L166 129H165V130H162V132H163ZM191 131H192V130H191ZM191 131H190V132H191ZM193 131H194V130H193ZM195 131H196V130H195ZM91 132H92V131H91ZM121 132H122V131H121ZM121 132H119L118 134H119V135L124 134L123 132H122V133H121ZM149 132H150V131H149ZM162 132H161V133H162ZM167 132H166V134H167ZM175 132H177V133H175ZM188 132H189V131H188ZM236 132H237V131H236ZM92 133H93L92 135L95 136V134H94L95 131L92 132ZM111 133H112L113 135H115L113 132H111ZM120 133H121V134H120ZM134 133L136 134V132H134ZM138 133H139V132H138ZM164 133H162V134H164ZM170 133H168V134H170ZM179 133H180V132H179ZM21 134H23V133H21ZM21 134L19 133V135H21ZM72 134H73L72 136L75 137L74 132H73ZM162 134H161V135H162ZM166 134H165V135H166ZM175 134H176V135H175ZM189 134H190V133H189ZM80 135L78 136V135L76 134V136L78 137V138H76V139H78V143H79V140L81 139ZM96 135H97V133H96ZM116 135H117V134H116ZM133 135H134V134H133ZM161 135H160V136H161ZM173 135H172V136H173ZM181 135H182V134H181ZM23 136H24V135H23ZM72 136H71V138H72ZM93 136H90V137H93ZM117 136H118V135H117ZM131 136H132V137H131ZM136 136L138 137V135H136ZM136 136H134V137H135L136 140H138ZM140 136H141V135H140ZM154 136H156L155 132H154ZM166 136H167V135H166ZM179 136H180V135H179ZM179 136H178V137H179ZM185 136H187L186 133H185ZM21 137H22V135H21ZM49 137H50V136H49ZM104 137H105V136H104ZM122 137H123V136H122ZM124 137H125V136H124ZM124 137H123V139H124ZM134 137L132 138V139H133V142H132V140H131L132 143H134V140H135ZM170 137H171V135H170ZM176 137H171V138H176ZM237 137H239V135H238ZM96 138H97V137L95 136L94 139L92 138V140L94 141ZM105 138H106V137H105ZM115 138H116V136H115ZM138 138H139V140H140V143H141V142L143 143L144 140H145V139L142 140L143 138L141 139V137H138ZM145 138H146V137H145ZM157 138L159 139V137H157ZM160 138L163 139L162 136H161ZM166 138H167V137H166ZM166 138H165V139H166ZM183 138H184V136H183ZM183 138L181 137V138H178V139H175V140L178 141V143H179L180 139H183ZM241 138H242V137H240V139H241ZM23 139H24V137H23ZM48 139H50V138H48ZM48 139H47V140H48ZM76 139H75V138L71 139V142H72V141H75ZM83 139L81 140V141H82V144H84V143H83ZM117 139H119V138L117 137ZM117 139H116V140H117ZM125 139H124V140H125ZM185 139H187V138L185 137V138L183 139V141H184ZM216 139H218V138H216ZM216 139H214V140H216ZM242 139H243V138H242ZM120 140H121V139H120ZM139 140H138V143H139ZM141 140H142V141H141ZM146 140H148V139H146ZM169 140H170V139H169ZM171 140H173V139H171ZM214 140H213V141H214ZM248 140H249V139H248ZM248 140H247V141H248ZM251 140H254V139H251ZM257 140H259V139H257ZM86 141H87V140H86ZM93 141H92L91 143H92V145H95V143H94ZM117 141H118V140H117ZM125 141H126V140H125ZM183 141H182V142H183ZM213 141H211V142H213ZM243 141H244V139H243ZM262 141H263V139L261 138V143H262ZM75 142H77V141H75ZM121 142H123V140H122ZM129 142H130V141H129ZM145 142H146V141H145ZM145 142H144V143H145ZM148 142H149V140H148ZM171 142L173 143V141H171ZM211 142H209V143H210V145L212 146ZM219 142H220V141H219ZM219 142L216 141V143H219ZM225 142H226V141L223 142V145L227 143V142H226V143H225ZM229 142H230V141H229ZM229 142H228V144H231V143H229ZM248 142H249V141H248ZM73 143H74V142H72V143L70 144V140H69V144H70V145H72ZM85 143H86V144H84V145H87V147H86V148H83V149H85L86 151H88L87 148H88V143H89V141H87V142H85ZM118 143H120V142H118ZM126 143H127V142H126ZM126 143H125V144H126ZM136 143H137V142H135V144H136ZM150 143H152V142H149V143H147V144H150ZM153 143H155V141H153ZM216 143H215V144H216ZM244 143H245V142H244ZM257 143H258V142L255 143V141H254V144H253V146H252V147H253L252 149H254V151H253L252 149H250V146L247 145V144L245 143V144L247 145V148H249V149L252 151L251 154H253V152H255V150L257 149V145H258ZM19 144H17V145L20 146ZM74 144H75V143H74ZM74 144L72 145L73 147H74ZM76 144H77V143H76ZM123 144H124V143H122V145H123ZM128 144H129V143H128ZM128 144H127V145H128ZM156 144H157V143H156ZM184 144H185V143H184ZM228 144H227V145H228ZM251 144H252V143H251ZM251 144H250V145H251ZM262 144H264V143H262ZM70 145H68L67 149L69 148ZM84 145H80V146H83V147H84ZM122 145H121V143L118 145L119 148H120V150H123V149H124V147H123ZM129 145H131V144H129ZM140 145H141V144H140ZM144 145H145V144H144ZM144 145L140 146V147H142V150H144L145 147L148 149L147 145H145V146H144ZM179 145L182 146L180 143H179ZM179 145H178V147H179ZM213 145H214V144H213ZM220 145H221V142H220ZM236 145H237V144H236ZM1 146H2V137L0 136V152H1ZM72 146H70V148H69L70 151H71V153L73 152V150H72L73 147H72ZM76 146H77V145H76ZM96 146H97V145H96ZM96 146H94V149H95V150H96V148H95ZM135 146H136V147H135ZM137 146H139V144H138V145H133V147H134L135 149L137 148ZM143 146H144V148H143ZM148 146H152V145H148ZM217 146H219V145H217ZM229 146H230V145H229ZM237 146H238V145H237ZM248 146H249V147H248ZM44 147H45V146H44ZM109 147H110V146H109ZM109 147H108V148H109ZM128 147H129V150H130V146H128ZM128 147H127V148H128ZM133 147H131V149H133ZM214 147H215V145H214ZM219 147H220V146H219ZM219 147H218V148L215 147V148L219 149ZM221 147H222V146H221ZM225 147H226V145H224V148L222 147L223 149H222V148H221V149L224 150ZM245 147H246V146H245ZM20 148H21V146H20ZM77 148H78V147H77ZM81 148H82V147H81ZM111 148H112V151H113V146H112ZM111 148H110V149H111ZM146 148H145V150H146ZM152 148H153V146H152L150 149H148V150H150V152H151V151H152V150H151ZM167 148H168V147H167ZM167 148H166V150H167ZM182 148H183V146H182ZM184 148H188V147H184ZM189 148H190V146H189ZM226 148H227V147H226ZM240 148H241V150H242V147H240ZM16 149H17V150H16ZM69 149L67 150V152H70ZM79 149H80V148H79ZM115 149H116V148L114 147V151H113V152H116ZM125 149H126V148H125ZM135 149H134V150H135ZM227 149H228V148H227ZM227 149H225V150H227ZM258 149H259V151H260V148H258ZM74 150H75V151H74L75 154H79V153L76 152L78 149L75 148ZM108 150H109V149H108ZM120 150H119V151H120ZM127 150H128V149H127ZM127 150H125V152H126ZM142 150H141V153H140V154H143V156H144V153H143ZM154 150H155V148H154ZM219 150H220V149H219ZM222 150H220V151L222 152ZM20 151H19V153H21ZM57 151H58V150H57ZM86 151H85V152L83 151V152H84V153H87ZM109 151H111V150H109ZM109 151H108V152H109ZM146 151H147V150H146ZM156 151H157V150H156ZM156 151H155V152H156ZM167 151H168V153H170V152H169L170 150H167ZM167 151H166V152H167ZM214 151H215V150H214ZM228 151H230V150L228 149ZM251 151H250V152H251ZM256 151H257V150H256ZM263 151H264V149H263ZM132 152L134 153V151H133V150L131 151L132 156H134V154H133ZM135 152H136V151H135ZM155 152H154V153H155ZM171 152H172V151H171ZM182 152H183V150H182ZM184 152H185V151H184ZM184 152H183V153H184ZM19 153L17 154V156H19V157H18L19 159H17V163H16L17 167H16V168H17V170L19 169V172H20V173L22 172V174H20V173L18 172V175H19V174L22 175V176H23L22 179L25 178V180H26V179L29 178V177L26 178V176H28L27 174H28L29 172H31V173H32V172H35V169H38L37 172H39V168H38V167H39L40 165L37 166L38 164H36V159H34L35 162H34L33 164H30V165H29L28 163H25L24 161H20V158H22V156H24V155L22 154L21 157H20ZM93 153H95V151H93ZM120 153L123 154V155H126V156H127V153L124 154V152L122 153V151H120ZM146 153H147V152H146ZM151 153H152V152H151ZM178 153L180 154L181 151H179ZM222 153H224V152H222ZM234 153H235V152H234ZM234 153H231L232 156H233ZM257 153H258V152H257ZM34 154H33V155H34ZM56 154H57V156H58V152H57ZM56 154H54L53 157H52V156H48V157H49V158H52L53 161H52L51 163L54 162V163H56V165H57L58 168H59V167L61 168V165L58 166V165H59V162H58L59 159H58L57 156L55 157ZM64 154H65V153H64ZM69 154H70V153H69ZM69 154L67 153V154H65V155L68 156ZM110 154H111V152H110ZM135 154H136V153H135ZM156 154H157V153H156ZM170 154H171V153H170ZM190 154H191V153H190ZM190 154L188 155L187 152H185V155H183V154H180V155H183V158H184V156L186 157V155H188L189 158L186 157V159L188 158L187 160L190 162V160H191V159H190ZM14 155H15V154H14ZM65 155H64V156H65ZM72 155H73V154H72ZM79 155H80V154H79ZM84 155H86V154H84ZM112 155H113V154H112ZM128 155H129V157H128V156H127V157L130 158V151H128ZM148 155H149V154H148ZM150 155H151V154H150ZM150 155H149V158H148V159H146V158H145V159H146V161H148V165L150 164V161H151L152 164H153V161H154V164H153V165L155 166V165L157 164V163L155 164V161H156V160L152 159L153 157L150 156ZM171 155H172V154H171ZM225 155H226V152H225L224 156H225ZM227 155H229L228 152H227ZM235 155H236V153H235ZM235 155H234V157H236ZM244 155H245V154H244ZM249 155H250V154H249ZM67 156H66V157H67ZM74 156H75V155H74ZM74 156H71V157L75 158ZM76 156L79 157L78 155H76ZM80 156H81V155H80ZM94 156H96V155H94ZM98 156H99V154H97L96 157H98ZM115 156L117 157V154L115 155V153H114V157H115ZM121 156H122V155H121ZM132 156H131V158L136 157V156H134V157H132ZM140 156H141V155H140ZM143 156H142V158H143ZM216 156H217V155H216ZM218 156H220V155L218 154ZM251 156H252V155H251ZM255 156H258V155L255 154ZM15 157H16V155H15ZM48 157H47V158H48ZM100 157H101V156H100ZM100 157H98V158L100 159ZM116 157H115V158H116ZM150 157H151V158H150ZM181 157H182V156H181ZM181 157H180V158H181ZM220 157H222V156H220ZM220 157H219V159H220ZM230 157H231V156H230ZM259 157H260V155H259ZM261 157H262V155H261ZM16 158H17V157H16ZM80 158H81V157H79V160L82 161V162H79L78 159H77L76 161H75V159H74V160L72 159V161L75 162V165H73L74 163H70V162H69V161H71V160L67 161V159L64 158V159H66V160H62V161L65 163V164H63V167L67 168V169L65 170V171H68L67 173H69V169H70V170H71L70 173L73 174V175H72V174H70V175H71V176H76V177H77V180H79V179L82 180V179L85 178L86 181L89 180V181H87V182L89 183V182H90L89 176L86 175L88 171H85L86 169H84V166H86V165H85V162H86V161H84L85 158H84V157H82L81 159H80ZM88 158H89V156H88ZM88 158H87V161H89ZM110 158H111V156H110ZM125 158H126V157L124 156V161H123V162L129 160V159H126V160H125ZM142 158L140 157L141 161H143ZM183 158H181V159H183ZM192 158H193V156H192ZM195 158H197V157H195ZM195 158L192 159L193 162H194V164H195ZM217 158H218V157H217ZM228 158H229V157H228ZM231 158L234 159V161H235V158H233V157H231ZM231 158H230V159H231ZM252 158H253L254 161L256 160V157H255V159H254V157H252ZM257 158H258V157H257ZM62 159H63V158H62ZM99 159H98V160H99ZM116 159H117V158H116ZM116 159H115V160H116ZM145 159H144V160H145ZM184 159H185V158H184ZM184 159H183V160H184ZM189 159H190V160H189ZM250 159H251V158H250ZM261 159H262V158H261ZM18 160H19V161H18ZM23 160H24V159H23ZM30 160H31V163H32V161H33L32 158H31ZM96 160H97V159H96ZM98 160H97V161H98ZM121 160H123V158H121ZM198 160H199V159H198ZM198 160H197L196 162H198ZM253 160H252V163H253ZM257 160H258V159H257ZM50 161H51V159H50ZM50 161H49L48 163H50ZM59 161H61V160H59ZM72 161H71V162H72ZM77 161L80 163L79 165H76V162H77ZM97 161H96V162H97ZM171 161H174V160H171ZM199 161H200V160H199ZM221 161H223V160H221ZM225 161H227V159H226ZM236 161H237V159H236ZM236 161H235V163H236ZM18 162H19V163H18ZM121 162H122V161H121ZM223 162H224V161H223ZM227 162H231V161L228 160ZM237 162H239V161H237ZM242 162H243V161H242ZM260 162H262V161H260ZM37 163H38V162H37ZM108 163H109V161H108ZM117 163H118V162H117ZM127 163H128V161H127ZM127 163L125 162L124 164L128 165ZM198 163H199V162H198ZM220 163H221V162H220ZM220 163H218L219 167L221 166ZM256 163H257V161H256ZM34 164H36V165L34 166ZM60 164H61V163H60ZM110 164H111V163H110ZM189 164L192 166L193 163L190 162ZM194 164H193V167H194V170H195V169H196L195 167H196L197 163H196L195 165H194ZM199 164H200V163H199ZM199 164H198V165H199ZM221 164H222V163H221ZM230 164L232 165V163H230ZM233 164H234V163H233ZM243 164H244V163H243ZM243 164H240V165H243ZM259 164H260V163H259ZM52 165L55 166L54 164H52ZM88 165H89V164H88ZM104 165H105V164H104ZM126 165H125V167L127 168ZM142 165H143V164H142ZM183 165H186L187 171H189V168H191V167H188L187 163H185V164H183ZM198 165H197V167H198ZM200 165H201V164H200ZM218 165H217V167H218ZM262 165H264L263 162H262ZM27 166H30V167H31V168L28 167V173H27V171H26V169H25V167H27ZM36 166H37V168H36ZM107 166H108V165L106 164L105 166H103L104 168L102 167V169L105 170V167H106V169H107ZM113 166H114V165H113ZM149 166H150V165H149ZM149 166H148V167H149ZM154 166H152V167H154ZM173 166H174V165H173ZM202 166H204V165H202ZM224 166H225V169H226V165H224ZM234 166H235V164H234ZM89 167H90V165H89ZM175 167H176V166H174V168H175ZM182 167H184V166H182ZM182 167H180V168H182ZM193 167H192V168H193ZM199 167H200V166H199ZM199 167H198L196 170L201 169V167H200V168H199ZM219 167H218V168H219ZM222 167H223V164H222L221 168H222ZM236 167H237V166H236ZM239 167H240V166H239ZM239 167H238V168H239ZM16 168H15V169H16ZM49 168H50V167H49ZM110 168H111V167H110ZM114 168H115V166H114ZM129 168H131L130 171H132V172L134 171V170H132L133 168H132L131 166L128 167L127 170H128ZM150 168H151V167H150ZM172 168H173V167H172ZM214 168H215V167H214ZM218 168H217V169H218ZM63 169H64V168H63ZM83 169H84V170H83ZM115 169H116V168H115ZM115 169L113 170V172L116 171ZM148 169H149V168H148ZM153 169H155V167H154ZM175 169L178 171V168H177V167H176ZM175 169H174V172L176 173V170H175ZM204 169H205V168H204ZM240 169H241V168H240ZM262 169H263V168H262ZM40 170H41V169H40ZM47 170H48V169H47ZM58 170H60V169H58ZM103 170H102V172H104V173L107 171V170H106V171H103ZM123 170L125 171L124 174H125V176H126V175L128 174V172H126L127 170H125V169H123ZM150 170H151V169H150ZM194 170H193V171H194ZM196 170H195V171H196ZM215 170H216V169H215ZM222 170H223V169H222ZM242 170H244V168H243ZM23 171H24V172H23ZM25 171H26V172H25ZM65 171H62V172L65 173ZM128 171H129V170H128ZM166 171L169 172L168 170H166ZM195 171H194V172H195ZM199 171H200V170H199ZM199 171H197L195 174H198V175L201 174V176L203 177L204 175H202V173H204L205 170H202V169H201V172L204 171V172H202V173H201V172L198 173ZM216 171H217V170H216ZM219 171H220V173H221L220 168H219ZM51 172H52V171H51ZM62 172H61V174H62ZM163 172H164V175H165V171H163ZM174 172H173V174H175ZM180 172H181V170H180ZM180 172H179V173H180ZM222 172H223V171H222ZM226 172H227V170H226ZM39 173H40V172H39ZM111 173H112V170H111ZM177 173H178V172H177ZM177 173L175 174V177L178 179V177L181 176V175H180V174L177 175ZM185 173H186V172H185ZM189 173H190V171H189ZM206 173L208 174L209 172H206ZM224 173H225V172H224ZM227 173H228V172H227ZM245 173L248 174L247 172L244 171V175H245ZM25 174H26V175H25ZM34 174H35V173H32L33 177L31 176L30 181L33 182V183H36L35 180H34V178H36V177H34ZM36 174H37V173H36ZM105 174H106V173H105ZM107 174H108V172H107ZM107 174H106V176H104V178L107 177V176H108V178H109V175H107ZM167 174H168V173H167ZM195 174H194V175H195ZM204 174H205V173H204ZM207 174H205V177H206ZM20 175H19V176H20ZM62 175H63V174H62ZM117 175H119V174H117ZM176 175H177V176H176ZM187 175H188V180H190V178L194 176L193 173H192L193 176L190 175L191 177H189V174H187ZM217 175H218V173H217ZM221 175H223V174L221 173ZM225 175H226V173H225ZM227 175H229V174H227ZM227 175H226V176H227ZM230 175H231V172H230ZM230 175H229L228 179H229L230 177L232 178V176H230ZM19 176H18V177H19ZM71 176H70V177H71ZM78 176H79V177H78ZM112 176H113V174H112ZM127 176H128V177H127L128 179L125 178L126 180H125L123 183H127V184H128V187H129L130 189H132L131 184H133V183L131 182V179H129L130 176H129V175H127ZM185 176H186V175H184V177H185ZM199 176H200V175H199ZM201 176H200V177H201ZM233 176H234V174H233ZM239 176H240V175H239ZM61 177H62V176H61ZM61 177H60V179H61ZM86 177H87V178H86ZM117 177H119V176H117ZM142 177H143V175H142ZM165 177H166V176H165ZM171 177H172V176H171ZM200 177H199V179H200V183H198V181L196 182V180H198V179L196 178V176H195V178L191 179V181H188V184H189V185H187L188 189H192V187H190V185L193 186L192 182H196L195 185L197 184L196 186H197V187L199 186V188H200V186H201L200 184H202L201 182L204 181V180H201L202 177H201V178H200ZM205 177H204V179H205ZM207 177L209 178V177H211V176H208V175H207ZM223 177H224V175H223ZM223 177L220 176L219 178H222V179H223ZM237 177H238V176H237ZM20 178H21V177H20ZM65 178H66V177H65ZM78 178H79V179H78ZM104 178H103V180H107V178H105V179H104ZM169 178H170V177H169ZM185 178H186V177H185ZM208 178H206L207 181L209 180ZM252 178H253V177H252ZM22 179H21V182H22V183H21V182H20V183L23 184V182H24V184H25V181H23ZM40 179L42 180L43 178H40ZM85 179H84V180H85ZM135 179H136V178H135ZM141 179H143V178H141ZM177 179H176V182H177ZM181 179H182V177H180V179H179V181H178V184L175 183V185H172L171 188H170L168 185L165 184V182L167 181V179L164 180V182H162V183H164V184L166 185V186H165V185L162 184V185H163V188H164V189H163V193L165 194V200H166V203H167V204H170V203H171L172 206H173V209H177V208H179V207H176V208H175V206L173 205V204H174V203H173L174 201L172 200V195L170 194V192H172L171 190H172L173 188H174L175 192H178V193H179V192H180L179 190L182 191V187H181V185H182L181 183H182V182H180ZM194 179H195V181H194ZM217 179H218V178H217ZM224 179L227 181L226 177H224ZM235 179H236V176H235ZM235 179H234V180H235ZM237 179H238V178H237ZM237 179H236V180H237ZM242 179H243V178H242ZM242 179H241V180H242ZM258 179H259V178H258ZM258 179H257V180H258ZM38 180H39V178H38ZM64 180H65V179H64V177H63V178L61 179V181H64ZM80 180H79V182H80ZM109 180H110V178L108 179V181H109ZM116 180L119 181V180H120V177L117 178ZM127 180H129V181L131 182L130 185H129V182H126ZM169 180H170V179H169ZM185 180H186V179H185ZM219 180H221V179H219ZM234 180H233V181H234ZM19 181H20V180H18L17 183H18ZM30 181H29V182H30ZM69 181H70V180H69ZM86 181H85L84 184L87 183ZM114 181H115V180H114ZM230 181H231V179H230ZM238 181H240V180H238ZM39 182H40V181H39ZM39 182H38V186H37V184H35L36 187H38V188H39V186L41 185V184L39 185ZM79 182H78V184H79ZM106 182H107V181H106ZM167 182H170V181H167ZM185 182H187V181H185ZM185 182H184V183H185ZM189 182H190L191 184H190ZM209 182H210V181H209ZM218 182H219V181H218ZM223 182H224V181L222 180V181H221V184H222ZM244 182H247V181L244 180ZM12 183H13V185L15 184V182H12ZM17 183L15 184L16 186H17ZM26 183H27V180H26ZM40 183H41V182H40ZM62 183H63V182H62ZM88 183H87L86 185H88V187H89L91 184L89 183V184H90V185H89ZM91 183H92V182H91ZM123 183H122V185H123ZM172 183H173V182H172ZM184 183H183V184H184ZM211 183H212V182H211ZM216 183H217V182H216ZM227 183H229V182L227 181ZM231 183H232V182H231ZM231 183H229V184H231ZM238 183H239V182H238ZM238 183L235 182V186H237L236 184H238ZM241 183H242V184H245V183H243L242 181H241ZM241 183H240V184H241ZM256 183H258V182H256ZM28 184H29V183H28ZM28 184H27V185H28ZM66 184H67V181H66ZM108 184H110V183L107 182L106 186H107ZM127 184H124V186H126ZM140 184H141V183H140ZM144 184H145V183H144ZM180 184H181V185H180ZM198 184H199V185H198ZM205 184H206V183H205ZM219 184H220V182H219ZM219 184H218V185H219ZM242 184H241V185H242ZM246 184H249V183H246ZM246 184H245V185H246ZM19 185H20V184H19ZM27 185H24V186L26 187ZM42 185H43V184H42ZM86 185H85V186H86ZM178 185H180V186H178ZM185 185H186V184H185ZM203 185H204V183L202 184L201 189H202V188H205V187H206V188H205V189H202V190H203L202 193H201V191H200V193H198V194H200V195L202 194V195H203V192H204V193H205L204 195H205L206 198H204L202 195H201V196L199 195V198L201 197L200 200H202V199L204 198V199H206L205 201H207V195H206V194L208 193V192H207V190H208V188H207V187H208V184H207V186H205V185L203 186ZM213 185H214V181H213ZM222 185L224 186V183H223ZM241 185H240V186H241ZM66 186H67V185H66ZM196 186H195V188H194V190L196 189L195 191L191 192V191L189 190V191H190V194H189L190 196H192L191 193H193V195H194V193H195V196L198 195V194L196 195V193H197V191H199V190H197L198 188H197ZM211 186H212V185H211ZM214 186H215V185H214ZM220 186H221V185H220ZM228 186H229V185H228ZM232 186H233V183H232L231 187H232ZM243 186H244V185H242V187H243ZM246 186H247V185H246ZM246 186H245V187H246ZM19 187L21 188V187H23V186H19ZM19 187H16V194H18V192H17L18 190H17V189H18ZM36 187L32 190V193L34 194L33 197H35V191H36L35 189H37ZM48 187H50L52 190H54V192H53L54 194H53V196H52V200H51V211H52V212L50 213V216H51V221H50V223H51V225H53V226H55V227H56V226L58 227V225H59V224H58V220H60L59 214L61 215V213H62V211H63V210H61V209H63V207H65V205H64L65 203H62V202L59 201L58 194H59V195H62V194H60V193L58 192V191H59V187H58V179H57V181H53L52 184H50ZM88 187H87V188H88ZM91 187H93V186H91ZM109 187H110V186H109ZM138 187H139V185H138ZM142 187H143V188L145 187L146 190H148L147 187H146V185L143 186V184H142V186H141V190H145V188L143 189ZM148 187H149V186H148ZM189 187H190V188H189ZM215 187H216V186H215ZM237 187H238V186H237ZM242 187H241V188H242ZM247 187H248V186H247ZM259 187H260V186H259ZM14 188H15V187H14ZM26 188H27V187H26ZM85 188H86V187H85ZM89 188H90V187H89ZM89 188H88V191H91V190H89ZM106 188H107V190H104V191H107V192L111 189V187H110V189H109L108 186H107ZM106 188H105V189H106ZM124 188H125V187H124ZM134 188H135V189H134ZM134 188L132 189L133 192H134V190L137 191V189H136L137 187H134ZM139 188H140V187H139ZM180 188H181V189H180ZM224 188H225V187H224ZM226 188H227V187H226ZM238 188H239V187H238ZM241 188H240V189H241ZM248 188H249V187H248ZM21 189H22V188H21ZM21 189H20V190H21ZM28 189H29V188H28ZM90 189H93V188H90ZM108 189H109V190H108ZM130 189H128V191H129ZM209 189H210V188H209ZM215 189H216V188H215ZM230 189H231V188H230ZM233 189H234V186H233ZM249 189H251V188H249ZM12 190H15V189H12ZM12 190H11V191H12ZM20 190H19V191H20ZM37 190H38V189H37ZM40 190H41V189H40ZM60 190H61V189H60ZM146 190H145L146 193L149 192V191H146ZM212 190H214V189H212ZM218 190H220V189H218ZM228 190H229V188H228ZM228 190H226V191H228ZM251 190H252V189H251ZM260 190H261V189H260ZM21 191H22V190H21ZM23 191H24V194H25V193H26L25 189H24ZM28 191H29V190H28ZM28 191H27V193H28ZM33 191H34V192H33ZM38 191H39V190H38ZM115 191H116V190H115ZM119 191H121V190L119 189ZM139 191H140V189H139ZM139 191H137V192H139ZM152 191H153V190H152ZM186 191L189 192L188 190H186ZM208 191H209V194H211V195L213 194V193H211L210 190H208ZM262 191H263V190H262ZM262 191H261V193L264 194V192H262ZM12 192H13V191H12ZM44 192H45V191H44ZM93 192H94V191H93ZM93 192H92V193H93ZM137 192H135V193H136L135 196L131 193V194L133 195V198H134V197H138ZM143 192H144V191H142V194H143ZM213 192H214V191H213ZM215 192H216V190H215ZM244 192H245V191H244ZM250 192L252 193V191H250ZM14 193H15V192H13V194H14ZM27 193H26V194H27ZM39 193H40V191H39ZM39 193H37V194H39ZM61 193H63V192L61 191ZM86 193H87V192H86ZM105 193H106V192H105ZM125 193H126V192H125ZM129 193H130V192H129ZM226 193H227V192H226ZM228 193H230V190L228 191ZM253 193H254V191H253ZM8 194H9V193H8ZM8 194H6V197H7ZM10 194H11V192H10ZM16 194H15V196L12 195V197H11V196L9 195V196L7 197V198H9V199L11 198V200L13 201L12 204H11V200H10V201L8 200V201L10 202V204L12 205V208H13V211H14V213H12V214H14V219L17 217V218H19V219L21 220V221H20L21 223H22V222H26L25 220H26L27 216H29V215H28V213H27L26 210H25L26 207L23 208V206H24L25 204H27L28 201H29V200H28L27 202H25V200H27L25 196H27L29 193L23 197V198H25V200L21 199L20 197H17V196H21L22 193L19 192V195H17V196H16ZM37 194H36V195H37ZM46 194H47V193H46ZM95 194H96V193H95ZM127 194H128V193H127ZM149 194H150V193H148V195H149ZM179 194L182 196L183 192H180ZM186 194H187V193H186ZM209 194H208V195H209ZM214 194H215L216 196H215V195H212V196L210 195V196H211V197L215 196L214 198H216L218 195H217V193H214ZM231 194H232V193H231ZM256 194H257V193H255V196H254V197H256ZM29 195H30V194H29ZM40 195H42V194H40ZM43 195H44V193H43ZM63 195H64V194H63ZM105 195L107 196V194H105ZM119 195H121L120 192H119ZM140 195H141V194H140ZM144 195H145V193H144ZM144 195H143V196H144ZM146 195H147V194H146ZM173 195H174V194H173ZM180 195H179V196H180ZM187 195H188V194H187ZM187 195H186V196H187ZM189 195H188V196H189ZM227 195H228V194H227ZM229 195H230V194H229ZM232 195L234 196V193H233ZM232 195H230V196H232ZM244 195L247 196V194H244ZM252 195H253V194H252ZM37 196H38V195H37ZM49 196H50V195H49ZM87 196H88V194H87ZM94 196H95V195H94ZM94 196H93V197H94ZM230 196H229V198H231ZM249 196H250V195H249ZM257 196H258V195H257ZM62 197H65V195L62 196ZM93 197H92V198H93ZM108 197H109V196H107V198H108ZM110 197H111V196H110ZM144 197H145V196H144ZM144 197H143V199H144ZM148 197H149V196L145 197V199L147 198V200H148ZM151 197H152V196H151ZM197 197H198V196H197ZM218 197H219V196H218ZM27 198H29V196H28ZM48 198H49V197H48ZM60 198H61V197H60ZM88 198H89V197H88ZM98 198H99V197H98ZM152 198H153V197H152ZM154 198H155V197H154ZM159 198H160V197H159ZM179 198H180V197H179ZM182 198H183V197H182ZM242 198H243V197H242ZM242 198L239 200L240 203H241V200H242V201H245L244 198H246V197L243 198L244 200H243ZM250 198H252V197H250ZM3 199H5V198H3ZM34 199H35V198H34ZM94 199H95V198H94ZM108 199H110V198H108ZM141 199H142V198L140 197V200H141ZM157 199H158V198H157ZM191 199H193V198H191ZM194 199H195V201L197 200L195 203H196L197 205L199 204V206L196 205V208H195V209H196V214H197L199 211L201 212L202 206H200V205L204 204L205 201H204V199H203V201H199V199H196V197H195ZM209 199H210V197H208V201H207V203H209V201H211V200H209ZM233 199H234V198H233ZM238 199H239V198H238ZM252 199H254V198H252ZM255 199H256V198H255ZM35 200H36V199H35ZM45 200H46V199H45ZM61 200H62V199H61ZM129 200H130V199H129ZM129 200H128V201H129ZM131 200H133V202H134L135 198H134V199H131ZM138 200H139V197H138ZM138 200H137V201H138ZM147 200H145L144 202L146 203ZM152 200H153V199H151L150 202H151ZM215 200H217V198H216ZM246 200H247V199H246ZM249 200H250V199H249ZM258 200H259V199H258ZM8 201L6 200V202L9 204ZM31 201H32V203H33V200H31ZM31 201H29V202H31ZM37 201H38V200H37ZM39 201H40V200H39ZM89 201H90V200H89ZM94 201L96 202V200H94ZM108 201H109V203H110V200H108ZM121 201H122V199H121ZM137 201L135 200L134 204H132V202H131V204H132V205H135V203H136L135 206L137 207V204L139 205V202H137ZM153 201H154V200H153ZM155 201H156V200H155ZM188 201H189V200H188ZM191 201H192V200H191ZM198 201H199L200 203H199ZM233 201H234V204H235V202H236L235 200H232V201H231L232 206L234 205V204H233ZM43 202H44V201H43ZM45 202H46V201H45ZM63 202H64V200H63ZM65 202H66V201H65ZM98 202H99V199H98ZM148 202H149V201H148ZM201 202H202V204H201ZM47 203H48V201H47ZM61 203H62L64 206H63ZM66 203H67V202H66ZM152 203H153V202H152ZM155 203H156V202H155ZM180 203H181V202H180ZM187 203H188V202H187ZM210 203L212 204V202H210ZM213 203H214V202H213ZM246 203H247V202H246ZM246 203H245V204H246ZM45 204H46V203H45ZM45 204H44V205H45ZM122 204H123V203H122ZM215 204H216V203H215ZM221 204H223V203H221ZM242 204H243V203H242ZM250 204H251V201H250ZM250 204H249V205H250ZM11 205H10V206H11ZM32 205L34 206V209H35L36 213H38V215H37V214L34 212V213H35L34 218L36 217V215H37V217H40L41 215H40L39 210H41V209H40V206H42V201L37 202V204H35V205H34V204H32ZM67 205H68V204H67ZM70 205H71V206H70ZM95 205H96V203H95ZM118 205H120L119 202H118ZM147 205H148V204H147ZM206 205H207V204H204V207H206ZM208 205H209V204H208ZM246 205H247V204H246ZM62 206H63V207H62ZM69 206H70V207H73V205L70 204V203H69ZM120 206H121V205H120ZM129 206H131V205H129ZM141 206H142V205H141ZM152 206H153V208H152ZM170 206H171V205H170ZM170 206H169V207H170ZM172 206H171V207H172ZM188 206H189V205H188ZM211 206H212V205H211ZM216 206L218 207V205H216ZM219 206H220V204H219ZM238 206H239V205H238ZM29 207H31V206H29ZM66 207H67V206H66ZM118 207H119V206H118ZM127 207H128V206H127ZM136 207H134V209H135L136 211H137V209H138L137 212H139V213L134 212V217H135V213H136V214H139L138 216H140V213H141V209H140V208H137V209H136ZM150 207H151V208L154 210V212H155L156 209H154V208L156 207V205H154V203H153V205H150ZM150 207L148 208L149 211L151 210ZM183 207L185 208V213L183 212ZM183 207H182V209H181L182 212H183V214L180 215V220H181V222L183 223V221H185V219H186L187 227H189V228L191 229V225L189 224V218H188V215H189L190 208H192V207L188 208L187 205H185V203H183ZM209 207H210V206H209ZM234 207H235V206H233L232 208H234ZM243 207H244V206H243ZM246 207H247V208H250V207H248V205L245 206V208H246ZM251 207H252V206H251ZM32 208H33V207H32ZM68 208H69V207H68ZM68 208H65V209L68 210ZM119 208H120V207H119ZM142 208H143V207H142ZM146 208H147V207L145 206V209H146ZM159 208H160V207H159ZM206 208H207V207H206ZM206 208H205V209H206ZM223 208H224V207H223ZM223 208H222V209H223ZM34 209H33V210H34ZM47 209H48V207H47ZM72 209H73V208H72ZM72 209H71V210H72ZM129 209H130V208H129ZM203 209H204V208H203ZM210 209H212V208L210 207ZM218 209H220V208H218ZM239 209H240V207H239ZM250 209H251V208H250ZM9 210H11V208H9ZM24 210H25V211H24ZM28 210H29V208H28ZM44 210H45V209H44ZM135 210H133V211H135ZM139 210H140V211H139ZM148 210H147V214H150ZM170 210H171V209H170ZM177 210H179V209H177ZM197 210H198V212H197ZM42 211H43V210H42ZM74 211H75V210H74ZM74 211H73V212H74ZM129 211H131V210H129ZM174 211H176V210H174ZM206 211H207V212H208V211L210 212V215H208V216L211 218V211L208 210V208L206 209ZM240 211H242V209H240ZM240 211H238V212H240ZM11 212H12V211H11ZM11 212L9 211V214H11ZM58 212H59V214H58ZM60 212H61V213H60ZM67 212H68V211H67ZM120 212H121V211H120ZM150 212H151V211H150ZM179 212H180V211H179ZM202 212H203V211H202ZM202 212H201V214H202ZM207 212H205V213H207ZM209 212H208V213H209ZM64 213H65V212L63 211V214H62L61 216L65 217L64 215H66V214H64ZM70 213H72V212L70 211ZM70 213H69V214H70ZM128 213H130V212H128ZM159 213H160V212H159ZM208 213H207V214H208ZM233 213H235V209H234V212H233ZM242 213H243V211H242ZM250 213H251V212H249V214H247V215H250ZM29 214H30V213H29ZM76 214L80 215V212H78V210H76ZM76 214L74 213V215H76ZM126 214H127V213H126ZM153 214H154V213H153ZM199 214H200V213H199ZM199 214L196 215V216L199 217V218L201 219V216H202V215L199 216ZM203 214H204V212H203ZM244 214H245V213H244ZM251 214H252V213H251ZM15 215H16V217H15ZM31 215H32V214H31ZM78 215H77V216H78ZM96 215H97V214H96ZM141 215H142V213H141ZM150 215H152V214H150ZM150 215L147 216V218H151ZM238 215H239V214H237V216H238ZM247 215H245V216H247ZM70 216H71V214H70ZM128 216L130 217V215H128ZM128 216H127V217H128ZM136 216H137V215H136ZM205 216H206V215H205ZM240 216H241V215H240ZM243 216H244V215H243ZM9 217H10V215H9ZM11 217H12V216H11ZM29 217H30V216H29ZM32 217H33V216H32ZM58 217H59V219H58ZM84 217H85V216H84ZM84 217L82 216L81 219H84ZM94 217L96 218L95 215H94ZM97 217H98V216H97ZM127 217H126V218H127ZM132 217H133V216H132ZM163 217H164V216H162V219H163V221H165L164 219H165L166 217H164V218H163ZM197 217H196V218H197ZM67 218H68V217H65L64 219H67ZM71 218H72V220H73V221H71V222H73V223H74L75 221H78V220H75V221H74L75 218L73 219V217H71ZM79 218H80V217H79ZM155 218H156V217H155ZM155 218H154V219H155ZM199 218H197V219L199 220ZM206 218H207V216H206ZM206 218L204 219L205 221L208 219V218H207V219H206ZM239 218H241V217H239ZM244 218H245V217H244ZM247 218H249V217H247ZM250 218H251V217H250ZM250 218H249V219H250ZM10 219H11V218H10ZM32 219H33V218H32ZM38 219H39V218H38ZM127 219H128V218H127ZM137 219L140 220L139 217H138V218L135 217V219L133 218L132 225H133L134 220L136 221ZM154 219H152V220H154ZM166 219H167V218H166ZM245 219H246V218H245ZM254 219H255V217H254ZM11 220L13 221V219H11ZM35 220H36V219H35ZM39 220H40V219H39ZM41 220H42L41 222H42L43 224H45V223L43 222L44 220H43V219H41ZM61 220H63V219H61ZM67 220L70 221L69 218H68ZM79 220H80V219H79ZM138 220H137V221H138ZM211 220H212V219H211ZM211 220H209V222H210ZM241 220H243V218H241L240 221H241ZM247 220H248V219L244 220V221H245V224L249 223V222H247ZM251 220H252V219H251ZM259 220H260V219H259ZM14 221H16V220H14ZM14 221H13V222H14ZM65 221H66V220H65ZM83 221H85V219H84ZM92 221H93V219H92ZM137 221H136V222H137ZM205 221H204V223H205V225L207 226V225L209 224V222H207V221L205 222ZM219 221H220V220H219ZM244 221H242V222H244ZM13 222H12V223H13ZM39 222H40V221H39ZM41 222H40V223H41ZM66 222H67V221H66ZM78 222H79V221H78ZM78 222L76 223L77 225H78ZM93 222H94V221H93ZM95 222H96V221H95ZM95 222H94V223H95ZM127 222H128V220H127ZM136 222H135V224H134L133 227H135V226H138V227H139V224L142 223V222L138 221V222H140V223H137V224H138V225H137ZM148 222L151 224L153 221L150 222V221L148 220ZM154 222H157V221H154ZM166 222H167V221H166ZM166 222H165V223H166ZM190 222H191V221H190ZM198 222H201V221H197V223H198ZM212 222H213V221H211V224H209L210 226L213 224ZM235 222H239V221H238V217L235 219ZM235 222H234V223H235ZM242 222H241L240 224H242ZM246 222H247V223H246ZM250 222H251V221H250ZM257 222H258V221H257ZM12 223H11V224H12ZM30 223H31V221H30ZM42 223H41V225H43ZM61 223H62V225H63L64 222L62 221V222H60V224H61ZM73 223H72V224H73ZM81 223H83V222H81ZM81 223H80V224H81ZM94 223H93V224H94ZM262 223H263V222H262ZM14 224L18 226V222H17V223L14 222ZM65 224H66V223H64V225H65ZM130 224H131V223H130ZM156 224H157V223H156ZM167 224L169 225V223H166V225L164 224V226L167 227L166 229H167V231L169 232L170 228H168V225H167ZM191 224H192V223H191ZM245 224H242V226H243V225L245 226ZM250 224H251V223H250ZM250 224H247V225L249 226ZM252 224H253V223H252ZM258 224H261V222H260V223H257V225H258ZM25 225L27 226V224H25ZM62 225H61V226H62ZM77 225H76V226H77ZM82 225H83V224H82ZM82 225H81V226H82ZM95 225H97V226H96V228H97V227H98V224L95 223ZM95 225H94V226H95ZM154 225H155V224H154ZM154 225H152V227H153ZM160 225H161V224H160ZM200 225H201V223H198V227H199ZM214 225H215V223H214ZM254 225H256V223H254ZM254 225H253V226H254ZM257 225H256V226H257ZM10 226L12 227L13 225H10ZM17 226H14V227L17 228ZM28 226L32 227V229L29 227V228H30L29 230H33V232H34V230H35L36 228H38V227L34 228L33 225H30V224H28ZM28 226H27V227H28ZM34 226H35V225H34ZM65 226H66V225H65ZM70 226H71V225H70ZM74 226H75V224H74ZM81 226H79V227H81ZM127 226H128V225H126L125 227H127ZM157 226H158V224H157ZM210 226H209V228L212 229L213 227L211 226V227H212V228H211ZM242 226H241V227H242ZM253 226H252V228H254ZM259 226H260V225H258V228H260ZM19 227H20V225H19ZM19 227H18V229H19ZM41 227H42V226H41ZM43 227H44V225H43ZM43 227H42V228H43ZM68 227H69V226H68ZM77 227H78V226H77ZM82 227H83V226H82ZM85 227H86V228H85ZM85 227H84V228H85L86 230H91L89 227H88L89 229L87 228V225H86ZM99 227H100V226H99ZM141 227H143L142 224H141ZM141 227H140V229H141ZM200 227H201V226H200ZM207 227H208V226H207ZM228 227H229V224H228ZM237 227H238V226H237ZM245 227H246V226H245ZM261 227H262V224H261ZM47 228H48V227L44 228V229H46V230H44V231L47 232V231H48ZM62 228H63V227H61V229H62ZM66 228H67V226H66ZM69 228H70V227H69ZM154 228H156V227H154ZM203 228H204V226H203ZM209 228H208V230H209ZM233 228H235V226H234ZM248 228H249V227H248ZM256 228H257V227H256ZM263 228H264V227H263ZM18 229H17V230H18ZM21 229H22V227H21ZM64 229H65V228H64ZM64 229H63V230H64ZM79 229H81L82 231H85V230H83L82 228H79ZM79 229H76L75 231H77V230H79ZM103 229H104V228H103ZM127 229H128V228H127ZM132 229H136V228H132ZM168 229H169V230H168ZM190 229H189V231H190ZM237 229H238V228H237ZM239 229H240V227H239ZM244 229H247V228H243V230H244ZM14 230H15V229H14ZM27 230H28V228L26 229V231H25V230H23V231H25V232L27 233ZM56 230H57V229H56ZM65 230H66V229H65ZM191 230H192V229H191ZM212 230H213V229H212ZM234 230H236V229H234ZM241 230H242V228H241ZM250 230H253V229H250ZM257 230H258V229H257ZM263 230H264V229H263ZM12 231H13V228H12ZM23 231H22V233H23ZM44 231H43V232H44ZM51 231H53V230H51ZM71 231H72V230H71ZM99 231H100V229L97 228V229H93L91 232L89 231L88 234H85V233H84V234L87 235V236L82 237V239H83V238H84V239H85V238H88V236L90 237V236L96 235L97 233H101V234H103L102 232H104V231H100V232H99ZM125 231H127V232H125ZM128 231H129V230H124V231H122V233H124V234H125V233L130 234V233H128ZM136 231H137V229L135 230V232H136ZM200 231H202L201 228H200ZM204 231H206V230H204ZM238 231H239V230H238ZM238 231H236L237 234H238ZM255 231H256V229H255ZM261 231H262V229H261ZM35 232H37V230H36ZM38 232H39V231H38ZM46 232H45V233H46ZM63 232H64V231H63ZM79 232H80V231H79ZM119 232H120V231H119ZM133 232H134V231H133ZM133 232H132V233H133ZM138 232H140V231H138ZM141 232H142V231H141ZM168 232H167V234L169 235L170 232H171V230H170L169 233H168ZM224 232H225V231H224ZM228 232H229V230H228ZM239 232H240V231H239ZM245 232H246V231H245ZM256 232H258V231H256ZM31 233H32V231H31ZM39 233H40V232H39ZM39 233H38V234H39ZM70 233L72 234L73 232H70ZM80 233H81V232H80ZM104 233H105V232H104ZM132 233H131V234H132ZM144 233H145V232L143 231V235H142V234H141V235L139 234V236L145 238V237H144V236H145ZM192 233H193V232H192ZM192 233H191V236H192ZM206 233H207V232H206ZM206 233H204V235H205ZM212 233H213V232L210 231V234H209V232H208L207 234H209L210 237H211V234H212ZM225 233H226V232H225ZM242 233H243V232H242ZM248 233H250V232H248ZM248 233H246V235H247ZM252 233H253V232H252ZM259 233H260V232H259ZM6 234H7V233H6ZM6 234H4V236H6ZM23 234L25 235V233H23ZM38 234H37V235H38ZM50 234H51V237H52V233H49V235H50ZM67 234H68V233H67ZM82 234H83V232H82ZM133 234L135 235L136 233H133ZM133 234H132V236H133ZM137 234H138V233H137ZM171 234H172V233H171ZM185 234H186V233H185ZM253 234H254V233H253ZM255 234L257 235V233H255ZM261 234H263V233H261ZM26 235H27V234H26ZM31 235H32V234H30V236H28L30 240H31V238H34V237H31ZM37 235H36V236H37ZM39 235H40V234H39ZM115 235H116V234H115ZM209 235H207L206 237H208ZM212 235H213V234H212ZM248 235H249V234H248ZM251 235H252V234H251ZM251 235H249V238H247V239H248L249 241H251V242H252V241H253V242H256V241H257L256 243L258 244V240H257V239L254 238L255 241H254L253 239H250V238H251V237H250ZM7 236H9V234H8ZM7 236H6V237H7ZM36 236H35V239H36ZM76 236H77V235H75V236H71V235L69 234L68 238H69V237H71V238L73 237V242H72V241H71V242H72V243H76V242H74V241H76V240H74V237H76ZM80 236H81V235H80ZM97 236H98V237L101 236V237L103 238V236H106V235L103 234V236H102V235H99V234H98V235H96V237H97ZM109 236H110V235H109ZM128 236H129V235H128ZM139 236H137V238H138ZM171 236H173V234H172ZM11 237H12V235H11ZM47 237H48L49 239H51L50 236H47ZM56 237H57V236H56ZM77 237H78V236H77ZM101 237H100V240H101ZM119 237L121 238V240H120V241H121L120 244H123V247L129 248V247H130L129 244L127 243V241H125V240H128V239H126L127 237H126V236H122V235L119 236ZM133 237H134V236H133ZM135 237H136V235H135ZM141 237L139 238V241H140V239L142 240ZM146 237H147V236H146ZM175 237H176V236H175ZM203 237H204V236H203ZM206 237H205V238H206ZM246 237H247V236H246ZM37 238L40 239V242H42V241H41V238H42V237H41V238L37 237ZM45 238H46V237H45ZM52 238H53V237H52ZM54 238H55V237H54ZM71 238H69L68 240H70ZM78 238H79V237H78ZM91 238H92V237H91ZM107 238H108V237H107ZM107 238H105V240H108ZM113 238H114V237H113ZM113 238H112V239H113ZM116 238H117V237H116ZM116 238H114V239L116 240ZM192 238H193V237H192ZM7 239H9V238L7 237ZM27 239H28V238H27ZM29 239H28V240H29ZM38 239H37V240H38ZM75 239H77V238H75ZM82 239H81V240H82ZM94 239H95V238H94ZM94 239H93V241H94ZM98 239H99V238H98ZM98 239H97V240H98ZM109 239H110V238H109ZM124 239H125V240H124ZM146 239H148V238H146ZM200 239H202V238H200ZM11 240H12V239H11ZM81 240L79 239V241H81ZM90 240H92V239H90ZM103 240H104V239H103ZM117 240H118V239H117ZM117 240H116V241H117ZM122 240H124V241H122ZM136 240H137V239H136ZM143 240H144V239H143ZM150 240H151V239H150ZM189 240L191 241V239H189ZM5 241H6V239H5ZM33 241H34V240H32L31 242L34 243L35 241H34V242H33ZM48 241H49V240H48ZM51 241H52V240H51ZM79 241L77 240V242H79ZM86 241H87V239L85 240V242H86ZM108 241H109V244H110V243L112 244L113 242H115V241L110 242L111 240H108ZM108 241H107V242H108ZM139 241H138V242H139ZM167 241H168V240H167ZM260 241H261V240H260ZM82 242H83V241H82ZM97 242H98V241H97ZM105 242H106V241H105ZM105 242H104V243H105ZM138 242H137V243H138ZM146 242H147V241H146ZM243 242H245V241H244V240H243L242 242L240 241L241 244H242ZM251 242H250V243H251ZM261 242H262V241H261ZM9 243H10V242H9ZM57 243H58V241H57ZM69 243H70V242H69ZM72 243H71V244H72ZM83 243H84V242H83ZM83 243H82V244H83ZM86 243H87V242H86ZM86 243H85V244H86ZM94 243H96V241H95ZM94 243H93V244H94ZM240 243L238 244V246L240 245V247H242V245H241ZM36 244H39V245H38V247H39L38 250H40V251L43 249V247H46V246L40 245V244H42V243H39V242H36ZM46 244L48 245V242H46ZM78 244L82 245L81 243H78ZM88 244H91V243H88ZM102 244H103V243H102ZM107 244H108V243H107ZM111 244H110V245H111ZM115 244H116V243H115ZM115 244L113 243L114 246H115ZM138 244H140V243H138ZM138 244H136V245H137V247L140 248V246H141L142 243L140 244V246H138ZM147 244H148V243H147ZM171 244H172V242H171ZM257 244H256V245H257ZM50 245H51V244H50ZM50 245H49L47 248H50V247H51L52 249H54L53 247H55V245H51V246H50ZM96 245H98L97 247L100 246L99 243H96ZM105 245H106V244H105ZM105 245H104V246H105ZM110 245H109V246H110ZM131 245H132V244H131ZM144 245L147 246V245L145 244V242H144ZM149 245H152V244H149ZM252 245H253V243H251V245H249V246H252ZM263 245H264V244H263ZM32 246H33V245H31V247H32ZM52 246H53V247H52ZM62 246H63V245H62ZM68 246H69V245H68ZM75 246L78 247L77 244H76ZM82 246H83V245H82ZM84 246H86V245H84ZM84 246H83V247H84ZM91 246H92V245H91ZM91 246H89V247L87 246V247L90 248ZM102 246H103V245H101V247H102ZM104 246H103V248H100V249H102V250H101L100 254H97V255H99V256H98L99 258H102L101 260H104V261H105L106 258H108V256H109V255L107 256L108 253H106V252L108 251L109 253H110V252L114 253V251H113L114 249H112V251H111V247H110V251H109V250H108V249H109V246L106 245V246H107L106 248H108L107 251H106V248H105ZM238 246H237V247H238ZM249 246H248V247H249ZM34 247L36 248L37 246L34 245ZM57 247H58V246H57ZM57 247H56V248H57ZM69 247H70V246H69ZM95 247H96V246H95ZM116 247H117V245H116ZM141 247H142V246H141ZM243 247H245V243H243ZM254 247H256V246H255V243H254ZM261 247H262V246H261ZM263 247H264V246H263ZM41 248H42V249H41ZM61 248H62V247H60V249H61ZM72 248H73V250H75L74 247H72ZM79 248H80V249L77 248V251H78V250H79V251L81 250V252H80L81 254H80V255H82V254H83V253H82V249H81L82 247L79 246ZM84 248H85V247H84ZM113 248H114V247H113ZM119 248H120V247H119ZM130 248H131V251L129 250V252H131L130 260L132 259V263H131V264H136V262H137L136 260L138 259L139 256L141 257V254H142V253H140L139 251H137V248H136L135 245H133V246L130 247ZM252 248H253V247H251V249H248V250L250 251V250H252ZM256 248H258V249H257L258 251L260 250L259 244L257 245ZM32 249H33V248H32ZM52 249H51V251H52ZM149 249H150V248H149ZM238 249H239V248H238ZM244 249H245V248H243L242 251H244ZM34 250H35V249H34ZM34 250H33V251H34ZM36 250H37V249H36ZM36 250L34 251V252H35L34 254H36V252H37ZM44 250H45V249H44ZM57 250H58V249H57ZM57 250H56L55 253L58 254ZM61 250H62V249H61ZM61 250H60V252H61ZM73 250H72V251H73ZM85 250H86V249H84V251H85ZM98 250H99V248H98ZM118 250H119V249H118ZM143 250H145V248H143L142 251H143ZM150 250L152 251V249H150ZM239 250H240V249H239ZM262 250H263V248H262ZM31 251H32V250H31ZM48 251H50V249H48ZM51 251H50V252H51ZM54 251H55V249H54ZM70 251H71V250H70ZM77 251H76V252L74 251L75 254L77 253ZM79 251H78V253H79ZM95 251H96V249H95ZM126 251H127V250H126ZM140 251H141V250H140ZM146 251H147V250H146ZM146 251H145V252H146ZM148 251H149V250H148ZM263 251H264V250H263ZM52 252H53V251H52ZM86 252H87V251H86ZM115 252L117 253V250H116ZM152 252H153V255H152V256H155V254L158 253V252H157V253H154L155 250H153ZM255 252H257L256 249H254V253H255ZM39 253H40V252H39ZM39 253H38V254H39ZM44 253H45V252H44ZM53 253H54V252H53ZM53 253H51V254L53 255ZM55 253H54V255H53L54 258H55L56 255H57V254L55 255ZM118 253H119V252H118ZM146 253H147V252H146ZM32 254H33V253H32ZM34 254H33V256H35ZM68 254H69V253L67 252L66 255H68ZM70 254H71V253H70ZM95 254H96V253H95ZM127 254H128V253H127ZM143 254H145V253H143ZM148 254H149V253H147V255H148ZM151 254H152V253H150V255H151ZM234 254H235V252H234ZM30 255H31V253H30ZM36 255H37V254H36ZM43 255H45V254L42 253V256H43ZM46 255H48V254L46 253ZM46 255H45V256H46ZM61 255L66 256L65 253H64V254H61V253H60L59 256H61ZM87 255H88V254H86V256H87ZM113 255H115V254H112V256H113ZM116 255H117V254H116ZM150 255H149V256H150ZM37 256H38V255H37ZM84 256H85V255H84ZM88 256H89V255H88ZM88 256H87V258H86V257H83V258H84V259L86 258L87 261H90V260L92 261V259H90V257H88ZM129 256H130V255H129ZM149 256H146V257H148V258H144V255H143L142 259L146 260V262H147V261L150 262L151 259H150ZM35 257H36V256H35ZM35 257H34V258H35ZM49 257H51V256L49 255ZM49 257H47V258L49 259ZM109 257H110V256H109ZM118 257H119V256H118ZM31 258H32V257H31ZM34 258H33V260H34ZM37 258H40V256L37 257ZM43 258H46V257H43ZM47 258H46V260H47ZM66 258H67V257H66ZM76 258H77V257H76ZM76 258H74V259H76ZM79 258H80V257H79ZM91 258H92V257H91ZM99 258L96 257V259H98V260H99ZM112 258H114V257H111V260H112V262H113V259H112ZM151 258H152V257H151ZM153 258H155V257H153ZM156 258H157V257H156ZM158 258H160V257H158ZM40 259L42 260V258H40ZM63 259H64V258H63ZM63 259H62V260H63ZM89 259H90V260H89ZM93 259L95 260V258H93ZM108 259H110V258H108ZM35 260L38 261L39 259H35ZM49 260H50V259H49ZM56 260H57V259H56ZM67 260H68V258H67ZM67 260L64 259V260H63L62 262H60V263H63V262H65V261H67ZM78 260H79V259H77V262H78ZM138 260H139V259H138ZM144 260H143V261H144ZM152 260H154V259H152ZM155 260H156V259H155ZM155 260H154V261H155ZM31 261H32V259H30V261H29L30 264H31V263L33 264V262L35 263V261H33V262H31ZM39 261H40V260H39ZM39 261H38L37 263H41V262H39ZM44 261H45V260H44ZM58 261H59V260H58ZM91 261H90V262H91ZM96 261H97V260H96ZM104 261L102 262L103 264H105ZM117 261H118V259L116 258V262H115V263H117ZM126 261H127V260H126ZM157 261H158V259H157ZM159 261H160V260H159ZM161 261H162V260H161ZM161 261H160V262H161ZM47 262H48V260H47ZM67 262H68V261H67ZM79 262H80V261H79ZM79 262H78V263H79ZM94 262H95V261H94ZM94 262H93V263H94ZM105 262H107V261H105ZM112 262L109 261L110 264H111ZM127 262H128V261H127ZM146 262H145V264H146ZM149 262H148L147 264H149ZM45 263H46V262H45ZM45 263H44V264H45ZM48 263H49V262H48ZM50 263H51V262H50ZM53 263H55V262H53ZM58 263H59V262H58ZM58 263H55V264H58ZM68 263H69V262H68ZM78 263H73V264H78ZM81 263H82V262H81ZM91 263H92V262H91ZM93 263H92V264H93ZM96 263H97V262H95V264H96ZM100 263H101V261H100ZM109 263H108V264H109ZM137 263H138V262H137ZM161 263H162V262H161ZM165 263H166V262H165ZM46 264H47V263H46ZM64 264H65V263H64ZM79 264H80V263H79ZM112 264H113V263H112ZM150 264H151V263H150ZM153 264H155V263H153ZM156 264H157V262H156ZM163 264H164V263H163ZM167 264H168V263H167ZM214 264H257V263H256V261L254 260V257H253L252 252H248L247 254H246L245 252H239L238 254H235V255L230 256V257H229V256H226L225 258H222L219 262H216V263H214Z\"/></svg>",
	"mask_w": 264,
	"mask_h": 264
}]
</instances>
